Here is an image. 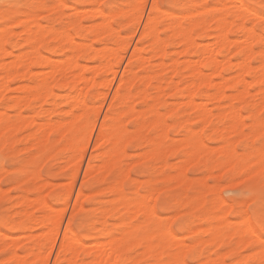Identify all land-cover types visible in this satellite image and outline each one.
Segmentation results:
<instances>
[{"label":"rangeland","instance_id":"obj_1","mask_svg":"<svg viewBox=\"0 0 264 264\" xmlns=\"http://www.w3.org/2000/svg\"><path fill=\"white\" fill-rule=\"evenodd\" d=\"M40 1H38V0H18V2H21V3L35 2V3H62V4L65 3V4H64V7L62 9H60L59 11H57L55 9H49L47 13H43V15L45 17L43 20H41L40 16H38V18H37V16H34V15L22 16V18L20 20L16 21V24L22 25L19 30H15V28H16L15 24L8 23L3 18H0V31L3 32V34H4V31H6L5 32L6 36L4 35L5 36L4 46H5V48L8 49V51H7L8 54L5 53L4 55H1L2 57H0V61H1L0 62V73L1 74L3 73V69H2L1 65L3 63L9 62V61H7V60H9V58H10V61L12 58H13L12 60H15L14 57L19 58L20 56L17 55V52L19 54L21 51L22 52L19 55H21L22 53L24 54V52H28V51L30 52L29 54H31V52H32L31 49L33 47H35L36 45H37V47H39L37 49V51L40 50L39 53H42L41 54L42 57L45 54L47 57L50 56V58L53 59L54 61L59 60V62H61V61L63 62L66 59V56L68 55L67 57L70 58V64H68V65L69 66L71 65V67H73V66H75V67H73V68L70 67L71 69L69 71L64 70V69H68L69 66H68V68H65V66H64L65 64L63 62V64L60 63V65H59V67L61 65L63 66V67H60V68H63L62 71H60V68H58V70L56 71V68L58 66L57 65L54 66V64L51 63L52 60L51 59H50L51 61L49 60V57L48 58L43 57V59H42L41 55H39V58L42 60L41 64H42V62L44 63V62L49 61L50 65L52 64L53 67H56L55 69H52L53 67L51 68L54 73L53 72L51 73L52 70H49L51 73V76H52V74H54L53 77L51 78V77H49L50 75L47 74L48 79H46V72L44 73V70L48 71L47 69L50 67V65L48 66V64H49L48 62H47L48 64L44 63V65H46V66L41 65V64H39V66H37L38 64L35 66L34 64H32L30 66L31 71L32 72L36 71L38 73V74H36V72H33V74L35 73L36 76L39 77L40 73L42 72L41 75H45V76L44 77L40 76V77H42V79H40V78L37 79V77L35 75L30 73L31 71L25 72L22 75L15 73L14 75H12V77L7 79V81H8L7 84L9 85V88L7 90H5L4 93H2V96H0V111L2 112L1 113L2 115H3V113L6 114V116L4 115L5 117H3V118H6V120L4 119L5 121L4 120L0 121V126H2L1 129L5 128V125H6L5 122L6 121H7V124L14 121V125H15V126L7 125V127L8 126L9 127L5 128L3 130V134L0 133V163H2V164H0V173H1L0 174V190H1L0 191V193H1L0 194V264H15L16 262H20V259L18 258L19 261L17 259V254H19V257L23 256L22 257L23 259H21L22 262L16 263V264H39L40 262L42 263L43 258L41 259L39 257L40 258L39 259V258H37L38 256L34 257V254L36 256L38 254V253L36 254V252H39V254L41 256L43 252L45 253L44 249H47V248L50 249L49 245L47 244L45 239H43L46 237V235H44L45 231L43 233V230H46L45 223H44V222H46V216H44V215H46L47 212H49V207H48L49 204L55 208L61 207V205H62V204H60L61 203V196L65 192L67 184L70 183V179H72V177L70 176L73 172L71 170V164L72 163H69V165H68V162H70V160H72V159L69 160V158L73 157V159H74V155H72V153L76 154V152H77L76 150L74 151V149L76 147L74 149L72 148V150H71L70 149L71 146H68V144H67L68 143L67 140L69 139L68 135H70V137H71V134L74 135L73 136L74 138L72 137L71 140L73 141V139H74L73 142L75 143V146L80 144L78 142L81 141L82 136L85 133L88 124L94 118V110H95L94 108L97 107L99 104H101L100 101L103 100V99H100L98 97V91L100 90V92L102 93V92H105L108 90V88H107L108 86L106 85V83L109 84L108 82H104L106 85V87H104L103 85H100L102 83L97 84L96 82H94V80L99 83L100 81L105 79V77H106L105 80H107V78H109V77H112L111 75L113 73L111 74V72H108V70L110 68L111 69L113 68L115 71L116 70H118V71L114 75L115 80L112 78L113 83H111V86H110L111 89L109 88V90H108L109 93H107L105 104L103 105V102H104V100H103L102 101L103 106L100 105L102 107V110H101V113L98 117L99 121H97V126L95 127V130H94L93 135H92L91 140H90L91 142H89L90 147H88L86 150L87 155L85 154L86 156H84V159L82 161L81 168H80V171H79L78 176H77L76 184L74 185V188H73L74 191L72 190V196L70 197V200H69L70 202H68L66 215H65L68 217L67 214L69 213V218H71L74 215V213H72L73 209H75V212L77 213V212L81 211L82 206H84L86 204H91V207L87 208L86 211L90 217L95 218L92 222L97 223V221H98V224H97V227H95V228L80 227V226H77L75 224L69 225V223H66L67 220L63 219V223L61 224V229L59 230V233L56 237L58 240H56L57 242L54 245V247L52 248L53 250H51L52 256H50L49 259L50 260L54 259V261L57 264H66V263H68L67 261H69L70 263L72 262L74 264H79L80 261L89 260L90 256L92 258V254H93L92 250L96 246V243H99V242L100 243L102 242L103 244H104V242H105V244L107 243L106 242L107 241L106 234L103 231V229H104L103 227L108 228L110 231H119L122 234L124 232H128L129 230L130 231L132 230L131 236L128 239H131L134 245L138 244V243L143 244V242H144L143 236L145 238V236L147 235L146 237L151 238L150 241H152V242L155 241V242L152 243L153 247L151 248L150 253L146 254L145 252H143L140 256V259H142V260L147 259L150 256H155V258H156V256H159V255L161 256V259H162V258L169 257L173 251V248H171L172 246L168 240L161 238V237L160 238L158 237L159 236L158 234H160V231L158 232L157 229H159L161 227L162 222H164L168 226L167 228H170V232H169L170 234L172 232L177 238L179 237V239H181L183 241V243L185 242V244H183V245L188 244L190 247L194 244L193 242H194L195 238H199L202 241H204L208 238L207 229L211 225L212 215L217 214V212H219V215L221 214L220 216L224 215L226 217V215H227L226 218L229 220L231 225L232 224L234 225L235 223L239 222V220L237 219L236 216L230 215L232 212V206L229 205L230 208H229V206H227L228 210H227V208H225V204L227 203V201L225 199L221 198V194H220V190H219V186H218L219 176L218 175L214 176V169L220 167V164L217 165L218 163H216L215 161H217L222 156H224L221 153V150L224 152L223 149H224V146H225L227 141H231L230 147L232 148L233 146L235 147L236 144H238L240 142V140L249 139V137H246L243 135L244 129L246 127L245 120H246L247 116H245V115L241 116L243 119L242 118L240 119V117H239L238 119L241 122L238 120V123L239 122L241 123L240 126L237 125L234 129H231L230 123H229V122H231V120H229L228 117H230V116H228V114L231 111L233 112L234 110H236L237 107H239L238 110L240 113L245 112L248 115H251L253 118L254 117L258 118L260 111L264 110V102H263L264 99L261 98L262 97V94H261L262 90L260 91V89H264V88H261V84L258 80V78L260 77L259 73L262 72V71H260V69L264 68V62H263L264 60L262 61V59H261L262 54H259V52L261 53L260 44H259V40H260L259 33L256 32V34H255V36L257 35L256 37L258 39L253 38V39H251L253 42L249 41L250 43L252 42L251 44L248 41L247 42L245 41L246 43H248L247 45H249V47L251 46V48H253V50L249 47H248L249 48V50H248L247 45H246V47L243 45V48H242L241 44H245V42L239 43L240 45L238 44V42H240V40L244 41V39H247L249 37V35H247L248 33L253 35V33H250L251 31H249V29L247 28V25H248V27H251V25L254 24L255 21H249L248 18H246V17L237 18L236 16H232V18H231V21H233L232 25L228 24V26L230 25V27L226 26L225 22L227 21L228 16H229V12H230L229 6L233 3H235L234 2L235 0H232V1L231 0H188L189 4H191V5H195V4L199 3L200 5L207 4V5L211 6L210 9H205V8L202 9L201 8L200 12H191V11H187L185 9H174V10H172L169 8V5L165 2V0H153V3L155 2V4H159L161 6L159 9V12L154 14V16L153 15L151 16L152 20L154 18V21L156 22V29H158V30H156L158 35H156L155 38H153L154 37L153 35L156 32H154V33L152 32L150 35H146V34L141 35V33L139 35L142 23L144 22V19L146 17L145 14H147V12H148L147 10H149V9H147V5H149L148 7H150V2L152 0L151 1L148 0V2L145 5L146 7L144 8L145 11L143 10L144 11L143 14L145 12L146 13L144 15L142 14L140 25H138L137 22L135 21V18H136L135 16L138 15V13L134 9V7L139 2H141L142 0H101V1H99V0H61V1L60 0H44V1L40 0ZM98 1H99V3H98ZM135 2H136V5L133 4ZM247 2L251 4V0H247ZM128 4L129 5L132 4L131 6H133V8H131ZM106 5H111V6L115 5V6L114 7H107ZM98 6H99V9H102V10L96 9V11L94 13L95 7L98 8ZM127 7H130L131 9L128 10ZM123 8H124V10H123ZM150 8H151L150 13H152V11H153L152 6ZM251 8L254 10V12H256L255 13V14H257L256 16H260V15L264 14V9H261L258 6V0H257L256 4L251 5ZM75 9H78V11ZM85 9L88 11L86 12ZM90 9H93V10H90ZM82 11H83V13H82ZM89 11L91 14L89 13ZM132 11H133V13H132ZM97 12L98 13L99 12L100 13L106 12L105 15L103 14L104 17L106 15L108 16L110 14L109 19H107V20L110 21L109 24H111V25L115 24L116 27L113 28L112 26L107 24L108 22H106L107 25H105L104 20H106V18L104 19V17H102V15H99ZM128 12H129V14H128ZM185 13H186V15H185ZM205 13H210V15H205ZM132 14L134 15L135 18L132 16ZM130 15L132 17L129 18ZM221 15L223 17L225 16L227 18L224 20V22L221 21V24H222V28L224 25H225V27L229 28V29L228 28L226 29L224 27V29H226V32H227V33H225V36L227 34L228 38L227 37L226 38H227V40L230 41L231 44H227V43H229V41L226 42L227 40L226 41L224 40L226 42L225 46L221 45V44H223L222 42H224V41L220 42L219 37L215 36L216 41L218 40L220 42V43H218V41L216 42L217 43V49H216V47H215L216 44L214 41L215 37H214L213 33L216 32V34L218 33L220 35L221 33L224 32V30L222 29L223 30L222 31L221 29L217 28L219 30L218 31L217 29H215V27H217V25H219L218 27H220L221 24H219L220 22H218L217 25L214 26V23H215L214 18L217 19L216 17H219V18H221L220 20H222ZM79 17H80V19H79ZM121 20L126 21V22L120 23ZM179 20H180V22H179ZM220 20H216V22L220 21ZM35 22H37V23H35ZM102 22L104 23L103 25L107 27V29L105 27H104L105 29L103 27H101ZM227 22H229V19ZM34 23L37 25H35ZM42 24L46 28V29L42 28V30H44V32H42V30H39L41 28ZM98 24H101L100 27L98 26ZM238 24L239 25L244 24V28L241 27L242 25L239 27ZM27 25L30 28L31 27L34 28V27L38 26L39 29L37 27H36V29L41 31L40 33H42L43 36L45 33H47L44 36V38L46 37V40H44L42 35H40L42 37V42L39 43L41 38H40V36H37L38 30L35 31V28L34 29L31 28V30L32 31L34 30L33 32H35V34H36V35H34L32 33V35H34L35 37L37 36L39 38V41H36L39 44H36L34 42L35 40H37V37L36 38L34 37L35 40L33 39V41L31 43H34L36 45L35 46L30 45L31 43L25 41V38H26L24 36L25 32H23L21 30L23 27L26 28ZM89 25H91L92 28ZM108 25L110 27H108ZM161 25H163V27H161ZM174 25H176V26H174ZM201 25H203V26H201ZM95 26L97 28L99 27L100 30L102 29L101 30L102 33L100 32V30L95 31V29H96V28H94ZM86 27H88V28H86ZM179 27L182 28L183 31ZM213 27H214V30H213ZM108 28H110V29L108 30ZM174 28H177V30L176 29L174 30ZM245 28H247L248 31ZM8 29L11 31L8 32ZM48 29H50L52 32H49ZM66 29L68 31L66 33L71 34V36L69 38L70 41L69 40L68 41H69V43L72 42L69 44L70 46L67 49H66V47L68 45V41H67V43H66V40H65V42L60 41L59 39L62 36L57 35V34H60V32L61 33L65 32ZM154 29H153V31H155ZM172 29L174 32L172 31ZM243 29H245L246 31H244ZM45 30H46V32H45ZM103 30H105V34L103 33L104 32ZM189 30H190V35H189V33L188 34L186 33L188 36H186L185 34L179 35L180 34L179 32L185 33V32H189ZM16 31H20V32H16ZM94 31H95V34H98V33H96L97 31L100 32V34H98V35H100V37L98 35L93 34ZM243 31H244V33H243ZM52 33L55 34V35L53 34L54 37H59V39H55L56 41L53 40L54 39V38H52L53 36L52 37L50 36V35H52ZM120 34H121V36H120ZM22 35H23V37H22ZM63 35H64V33H63ZM66 35L63 36V38H61V40L62 39L64 40V38H66ZM183 35H185L186 38L188 37L187 39H188V41H190L189 43L192 45V46H190V44L188 43L189 46L187 48H185L186 50L183 48L186 47L185 43L187 42V40L184 41V39L182 38ZM190 36L193 38L194 41L192 39L189 40ZM223 36H224V33H223ZM68 37H69V35H68ZM68 37H67V39H68ZM73 37H74L75 41L73 40ZM245 37H247V38H245ZM251 38H252V36H251ZM160 39H163V40L161 41ZM232 39L237 40V41L233 42ZM153 40H155V41H153ZM182 40H183V42H182ZM249 40H250V38H249ZM77 41H81L80 43L79 42L78 43H79V45L80 44L82 45L83 49L81 47H78V49L81 50V52L79 53V51H78V53H77V51L76 52L74 51L75 52V54H74V52L71 50H74L73 49L74 46L75 47L79 46ZM199 41L202 44H200ZM212 41H214V42H212ZM60 42H62V43H60ZM160 42H161V44H160ZM163 42L165 45L162 44ZM191 42H194V45ZM27 43H29V45ZM63 43L66 46H64ZM83 43L86 47L83 45ZM85 43H88V44H85ZM127 43H129L130 45L128 46L127 50H125L124 46ZM182 43H184L185 45H183ZM133 44L135 46L137 45V47L140 48V50H139L136 47L142 56L139 59L137 57H131L130 59H128L129 52L131 51V48L134 46ZM62 45L65 49L62 48ZM72 45H73V48L71 47ZM88 45L93 46V47L89 46L92 49H94L95 47H97V48L94 49L95 51H93V50L91 51L90 48L88 49ZM108 45H109V47H108ZM115 45H117V46H115ZM158 45L160 48L157 47ZM98 46H99V48H98ZM104 46H106V47L104 48ZM111 46L112 47L115 46L114 47L115 50L113 49L114 52H116L118 54L120 53L121 55L124 56L122 63H120L121 66L120 65L118 67L115 66L114 62H115V59L118 56V54L116 55V53L112 52V53H114V55L112 54L114 57L111 55V52H109L110 50L108 51V49H111ZM161 46H163V47H161ZM207 46H208V48L214 46L215 50H216V51L213 50L214 54H216L218 56L217 58L220 59V61H219L220 63L223 62L222 63L223 65L219 64V65H222L221 67H219V66L216 67L217 70H216V68H215V70H214V68L212 69V66H210L208 64V61L207 60L205 61L206 56L204 58H202L204 55L202 54L201 51H203L204 48ZM218 46H220V48ZM222 46L224 47V49L222 48ZM30 47H31V49H30ZM100 47H101V49H100ZM102 47H103V49H102ZM180 47H182V49ZM214 47H212V49ZM208 48H205V49H208ZM244 48H247L249 53L251 52V50H252V52H254L253 53L254 55L250 54L251 55V57L249 59V63H250L249 67H251L250 69L246 68V66L248 65V63H247L248 57H246V56L247 55L250 56V55H249V53L247 54L246 52H244L242 50ZM52 49H54L55 51ZM69 49H71V50H69ZM32 50H36V48H33ZM100 50H102V52H100V53H103V51L104 52L106 51L105 53H106V55L108 54V57H109V53H110V55L112 57L110 56V58H106V62L109 59L110 60L113 59L111 62L112 64L109 63L110 60H109V62H107L108 64L107 63H105V64H107V65L111 64L113 67H110V65H109L108 66L109 68H108L107 65H106V67H104L105 64L102 65V63L105 62V60H104L105 57H107V56L104 57L105 54L104 55L101 54L103 57H101L100 55L98 56L99 52H96V51H100ZM161 50H163V51L161 52ZM209 50H211V49L209 48ZM244 50L246 51V49H244ZM92 52H93V54L97 55V57L94 56V58H93ZM107 52H109V53H107ZM215 52H217V53H215ZM23 54L21 56H23ZM76 54H77V56H76ZM16 55H17V57H16ZM70 55H71V57H70ZM74 56L77 58V60L76 59H74V60H76L78 62L77 63L78 65L76 64V61H75L76 65L72 64V61H74L73 58H75ZM143 56H144V58H143ZM200 56H201V58H200ZM227 56H229V58ZM242 56L243 57L245 56L244 59ZM64 57H65V59H64ZM184 57H186V58L188 57V58L186 59ZM198 57L200 58V60ZM224 57H227V61L228 60H230V61L225 62L226 58H224ZM44 58H45V60H44ZM142 58L144 59V61L142 60ZM161 58L163 60H161ZM195 58H197V60H199L198 63H197V61H196V63H194ZM222 58H223V60H222ZM246 58H247V61H246ZM192 59H194V61ZM201 59H203V60H201ZM129 60H130V62H129ZM241 60H244V62H241ZM101 61H103V62L101 63ZM139 61H141V63ZM202 61L204 63H202ZM235 61H237L238 63L241 62V64L240 63L238 64ZM161 62L164 64V66ZM80 63H82L83 65L85 64L84 65L85 68L83 65L81 67L82 68L81 71L84 74L82 72H80L83 75V77H85L84 75H87L86 78H89L88 76L91 75L94 78L90 77L93 80L88 79V81L85 78L87 85H83V87L80 88L82 86L81 84H83L82 82H84V80L79 78L82 76H78L79 80L76 77V79L79 81V83L81 85L80 87H79V85H77L78 86V88H77V87H74V83L77 81H75L73 83V80H71V79H74V77H72L73 74L79 72L77 67L80 68V66H79ZM100 63L102 65V67H100L101 66ZM192 63H194V64H192ZM243 63H244V65H243ZM235 64L237 66H235ZM245 64H247V65L245 66ZM262 64H263V66H262ZM94 65H96L98 67V69ZM193 66L195 67L194 69H193ZM174 67H175V69H174ZM196 67L199 70L196 69ZM244 67H245L246 72H245V70H243ZM75 70H78V71L75 72ZM196 70H197V72H196ZM200 70H202V72ZM241 70H243V72H245V74L240 73ZM70 71H73L75 73L70 72ZM198 71H200L199 72L200 74L197 75ZM258 71H260V72H258ZM118 72L121 74L123 73V79H124L123 82L117 81L119 79V77L121 76ZM71 73H73V74H71ZM80 73H77V74L81 75ZM236 73L238 74V76L241 74V75H244V77H245L244 78L240 75V77H242V78L239 77L241 84L238 83L239 78H238V76H236L237 75ZM263 73H264V71H263ZM234 74H236V75H234ZM32 76H35L34 79ZM107 76H109V77H107ZM149 76H150V78H149ZM202 76L207 78V79L209 77V80H210L209 82H212L215 80V81H220V83H221V81H222V83H221L222 87L220 86L219 93L213 95L215 91L213 88H210L211 84L208 87L206 86V83H208V80L205 79L207 82L204 84H203V81L201 82L199 80V78L200 77L202 78ZM125 77L129 78V80L126 79ZM43 78H45L48 81V85L53 83V84H51L49 89H48V85H47V88H44V90H42L44 92L48 90V93H49V90H50V93L52 92L51 94H48V95L46 94L47 93L46 92L45 94L47 96L40 89H39L40 90L39 92L37 90L38 88H41V85L38 84L37 82H39V80H40V82L42 83L41 80H43ZM235 78H236V80H235ZM237 78H238V80H237ZM251 78H253V79H251ZM97 79H99L100 81H98ZM109 79L111 81V78H109ZM109 79L107 81H109ZM224 79H225L226 85L224 84ZM35 80H37V81H35ZM89 80L92 81L93 84L96 83L99 86L93 85L91 82L90 83L92 85L89 84L88 83ZM197 80H199V81H197ZM242 80H244L246 83L244 81L242 83L241 82ZM246 80L247 81L249 80V83ZM251 80H253V81H251ZM191 81H192V83H194V82L195 83L192 84ZM215 81H214V83L215 84L217 83L219 85V82H215ZM234 81H237V82H234ZM257 81L259 83H257ZM27 83H29L30 85H28ZM34 83L37 85V88L34 86L35 85ZM79 83H77V84H79ZM144 83H145V85H144ZM197 83L199 86L197 85ZM232 83H234V84H232ZM247 83H248V85H247ZM25 84L28 86H31V84L32 85L34 84L32 88H34V89L36 88L37 91H35L34 89H31V92H32V90H34L33 92H35V93H33V95L35 96V94L37 92H38V94L39 93L41 94V92H42L43 95H45L44 96L45 99L43 98V96L41 97L37 94H36L35 98H34V96H32V97L30 96V98L26 97V96H28L29 93H26L27 95L24 94L25 92H28L26 90L25 91L23 90L24 86L26 87L24 89H27V87H28ZM64 84H65V86H64ZM195 84L197 85V87L195 86ZM245 84H246V87H245ZM173 85H174V87H173ZM235 86H238V87H235ZM18 87H22V89L21 88L19 89ZM115 87L119 89V93L117 95H115L110 100V98H109L110 96H108V94L111 95V93L114 92L115 89H113V88H115ZM241 87H242V89L244 88V90H241ZM28 89H29V87H28ZM51 89H52V91H51ZM75 89H77V92L74 94ZM79 89L80 90L82 89L83 90L82 93H84L83 95L81 94V96H79L80 95V92H78ZM188 89L192 91V97L190 96L191 91L188 93V91H189ZM245 89H246V91H245ZM237 90H239V91L241 90L240 92H242L239 99H236L237 97L236 98L234 97V94L237 96V94L239 93ZM0 92H1V90H0ZM263 92H264V90H263ZM66 93H68V94H66ZM71 93H73L72 98L73 97L75 98V96L78 95L79 99L81 100V98H82L84 101L81 100V102H78L79 105L75 104V106H73L74 105V103H73V105L71 106L70 104L72 103V100H73L70 97ZM186 93H187V95H186ZM13 94H15L14 96L18 95L17 97H19V96L23 97L22 94L26 95L24 97L28 98L30 101L28 100V102L26 103L25 98H24L25 101L22 98H21V101L23 100V102H25V104H28V105H24V103L23 104H17L14 106L6 105V101H7L6 99L13 97L12 96ZM56 94L58 95L57 97L55 96ZM61 94H63V95H61ZM210 94H212V95H210ZM218 94H219V97H218ZM29 95H31V94H29ZM67 95L72 100L68 99ZM64 96H67L66 99H68V100H63V99H65ZM78 96H76V97H78ZM187 96H189V97H187ZM215 96L218 98H216ZM229 96L233 97L234 99L229 97ZM38 97H40V99ZM263 97H264V95H263ZM37 98H38V100L36 101ZM41 98H42V100H41ZM53 98H55L57 101H59V102H57V105L55 104L56 106L53 103V100L55 101V99H53ZM125 98H127L126 101H124ZM186 98H189V99H186ZM48 99L49 100L53 99V100H51L53 105H52V103H50L51 101L47 102ZM76 99H78V98H76ZM76 99H74L75 103H77ZM191 99H193V101H194L193 104H195V106L192 105ZM230 99H232L233 101ZM40 100L42 101V103ZM97 100H99V101H97ZM108 100H109V103H108ZM186 100H188V101L190 100L191 102L189 103ZM205 100L207 101V104H206L207 109L205 110V108H204V110H203L204 104L206 103ZM261 100H262V102H260ZM21 101L18 100V102H21ZM202 101L205 103H203ZM68 102H70V104ZM83 102L86 103L88 106L86 105V107H87L86 108L84 105V107L86 109L83 106H81L83 108V110H82V108H79V107H80V105H83ZM196 103L199 105L196 106ZM201 103H203V106ZM30 104H31V106H29ZM260 104H263V106H261ZM92 105H94V106H92ZM260 106H261V108H260ZM194 107H196V108H194ZM230 107H232V108H230ZM41 108H43V110L48 109L49 111L47 110V112L46 111L44 112ZM65 108H67V111H65L66 110ZM131 108H133V111ZM17 109H20L19 110L20 112L18 111V113H17ZM87 109L88 110L90 109L89 110L90 112ZM3 110H5V111H3ZM61 110H63V111L61 112ZM155 110H157L156 114H155ZM209 110H210V113L208 112ZM103 111H104V113L107 114V116L105 118V122L107 125L111 121V116H115L117 114L120 118V120H117V123L119 121L121 123L120 124L118 123L119 124L118 127H117V124H115L116 126H114V128H112V130H111L112 134H110L111 133L110 132L109 133L110 136L105 139V141H107V142L100 144V145H96V144H93V138L95 137L94 135L96 133V129L98 127V124L100 123L101 117L103 115ZM143 111H144V113H143ZM198 111H199V113H198ZM39 112L41 114H38ZM42 112H44V114H42ZM81 112L84 113L82 116H80L82 114ZM206 112L208 114H206ZM109 113H110V115H109ZM129 113L131 114V116ZM157 113H160L158 115V117H156ZM165 113H167V114H165ZM73 114H76V117L78 116L76 118L75 123L77 124V122H79L80 124H82V126L80 125L81 127L78 126V124L76 126V124L73 122V120H74ZM200 115H201V117H200ZM31 116L34 117V120L36 122H32L33 118L31 119ZM22 117H24V118H22ZM202 117L205 118L204 121L202 120L203 119ZM29 118L31 119V121H30V123L32 122L31 124L28 123V125L26 124L27 126H25V124L23 123L24 126H22V127L19 126V125H21V123H19V121H18L19 119H21L22 121H24L23 119H25V120L28 119L27 122H29ZM163 118L165 119L166 122H162L161 119H163ZM154 119H158V120L155 122ZM47 120H49L48 122L51 121L50 124H52V126H48V128L49 129L52 128V129H50L48 132L46 131V133H44L47 136L43 135L44 137H47V141L44 145H42V147L44 148V149L42 148L43 149V151H42V150H40L41 148L40 149L38 148L39 146H41V143H40V145L37 146L36 142H35L37 140V143H38L40 140L39 141H38V139L35 140L34 136L35 135L41 136V134H43L44 130H42L41 124L43 126L45 125V127H46V121ZM125 120H127V121L125 122ZM151 120H154V121H151ZM57 121L59 123L66 121L65 122L66 124L62 123L60 125L59 123H57V127H56V125H54V128H53V123L56 124L55 122H57ZM71 121H72V123H74L73 126H71ZM16 123H18L17 124V127L19 126L18 128H16ZM69 123H70V125H69ZM130 123L132 125H134V128L129 129L128 126ZM259 123H260V121L258 120L256 125H259ZM160 124H161V126H163V124H164V126H165V124L168 125V126H166L167 129L165 128L167 130L166 132L163 131L164 128L163 129L160 128L161 127ZM38 125H40L39 126L40 128H38ZM186 125H188V126L190 125V128L187 127V129H186L185 128ZM67 126H69L70 128ZM13 127H15V128H13ZM64 127H66L67 129L69 128V129L66 130V133L63 134L61 132L65 131ZM115 127H117V128L115 129ZM102 128H104V126ZM193 128L195 129V131L193 130ZM117 129H118V131H117ZM188 129H190V130H188ZM46 130H47V127H46ZM160 130H162V131H160ZM187 130L189 132H191V130H192V132L193 131L197 132V134L195 133V135H193L195 138H197L196 135H198V133L201 134V137L203 138V139L201 138L202 143L205 144V146L202 145L203 149H202L200 155L198 156V158H196V159L194 158V159L190 160L189 159L190 156H187L186 150L188 151L189 143L191 142V140L189 139V142H187L188 144L185 141L188 140V138H189V137L187 138V136H190L192 133V132L189 133ZM220 130H222V131H220ZM121 131H123V132L121 133ZM1 132H2V130H1ZM30 132H32V135H31L32 138L30 136H28L30 134ZM80 132L82 133V135L79 134ZM162 132H165L167 135L166 134L164 135V133H163V135L161 136ZM33 133L35 135H33ZM188 133L190 135H188ZM78 134H79V136L77 138H75V135H78ZM118 135L121 138L119 137V139H118ZM38 136H37V138H38ZM43 136H41L40 138L42 139ZM114 136H116L118 139L116 142L118 145L115 144L114 146L113 145L111 146V144L109 143V140L111 141ZM183 136H185V137L183 138ZM233 137H238L239 139H232ZM26 138H27V141L24 143L23 141ZM115 138H113V139H115ZM252 138L254 139V137H252ZM43 140L45 141V138ZM3 141H5L6 143H4ZM68 141H70V140H68ZM123 141H125L124 142L125 144L123 143L124 146H123V144H120ZM158 141H159V145H158ZM156 143H157V145H156ZM153 144L156 145L157 148H154ZM183 144H185V145H183ZM71 145H72V143H71ZM105 145H109L107 147V149L105 150L106 154L110 153L109 154L110 158H108V160L109 159L111 160L112 156L113 157L118 156L116 158L112 157V160H114V159L115 160L113 162L111 160L110 164H107L108 162L105 163L107 160V159L105 160V158H107L108 156L104 157L105 154H104V156L101 155L102 154L101 152L104 151V150L102 151L101 149L104 148ZM129 145L133 146L131 150H128ZM219 145H223V146L220 147ZM231 145H233V146H231ZM9 146H12V147L10 148ZM115 146H116V148L114 149V151L115 152L117 151L116 156L113 155L114 152L112 153V150ZM7 147H9V149ZM119 147H120V149H119ZM215 147H217V148H215ZM109 148L112 149L111 152H109L110 151ZM152 148L155 150L159 148V150L156 152H154L155 150H153L154 153H152L151 152ZM116 149H118L119 151ZM66 152H70L72 156L68 155L67 158L65 159L64 155ZM118 152H119V154H118ZM144 153H146V154L143 155ZM48 154H50V155H48ZM224 154L226 155V153H224ZM44 155H47V156H44ZM91 155L93 158L91 157ZM87 156L89 159H90V157L92 158L89 160L90 172L85 174L84 178H83L82 176H83V173L85 170L84 168L86 167V165L84 166V164H86L88 161ZM186 156L188 158H186ZM5 158H7L9 161H18V160L22 161L20 166H23V167L22 168H14L11 163L5 165L3 163V160ZM44 159H46V160L44 161ZM67 160H69V161L67 162ZM128 160H131L132 163H130V164L124 163L125 161H128ZM189 160H190V162H189ZM194 160H196V161H194ZM209 161L212 162L211 166H208L207 162H209ZM102 163H103L104 167L101 166ZM38 164H41V165L39 166ZM105 164H106V166H105ZM188 164H189V166H188ZM2 167H4V169ZM99 167H101L100 170H99ZM178 168H180L181 174L178 173V172H180ZM184 168H185V171H183ZM52 169H55V170L53 171ZM41 170H43V171H41ZM4 171H5V174H4ZM205 172H207V175L204 174ZM210 177H213L217 181V183L209 184L208 180ZM79 178L83 180L82 183L84 184V187L82 188V194H80V195H82L84 197L81 196L82 197V198H80L81 202L79 201L80 205L79 206L76 205L78 207L73 206L74 208L71 211L72 207L70 208V206L72 205L73 199L75 198V195L77 193L76 189L78 190V188H79L78 186H80V183H81ZM86 178L88 181L86 180ZM177 178H183V180L180 181ZM116 181H119V182L121 181L120 183H122V189H123L122 194L125 197H127L126 200H129L131 198L129 201L134 199V196L136 193L143 191L142 185L151 186L152 191L149 193L148 196H150V194H151V196L153 195L151 197L152 199H150V197H149V199L151 200V201L149 200V203L150 204L153 203L152 206H153L155 214H153L151 219H149V217L147 218L148 221L150 220L149 222L147 220H145L144 215L141 213H138V215H136L135 211H132V212L130 211L129 213H125L122 210L123 209L122 206L119 209L122 212H124L122 214L124 217V220H125L123 225H120L119 219L113 217L112 214H110L112 212H110L108 215L105 216L104 209H106V207L107 208L109 207V205L113 202V199H115L116 195H117V193L112 188ZM78 182H80V183H78ZM40 183H42V185ZM43 183H44V185H43ZM103 184H107L108 186L107 187H101V185H103ZM137 184H139V185H137ZM47 189H48V191H47ZM92 189H96V191H92ZM156 190H159V191H156ZM87 193H88V195H84ZM25 194L28 196V199L26 198L27 196H25ZM216 195L219 197L220 200H222V202L220 200H219L220 201L219 202L216 199V197H217ZM38 197L40 198V200L42 198H44L47 203L43 199L42 201L45 204L43 203L40 206L37 205L38 206L37 207L35 205V203H38V202H35V201L36 200L39 201ZM24 200L28 203H30V201H31V205L29 204V206H28L27 205L28 203H26V205H27L26 206L24 204L25 203ZM42 201H41V203H42ZM17 202H19V203H17ZM181 204H182V206H180ZM34 205H35V207H34ZM44 205H46V206H44ZM130 208H133V207L131 206ZM225 210H227V211H225ZM29 212H30V214H29ZM23 213H25L26 215ZM43 213H45V214L43 215ZM225 213H226V215H225ZM141 215H143V216H141ZM43 216H44V218L42 220ZM37 217H40V218H37ZM138 219H139V223H136V221ZM144 220L147 221L148 223L145 222ZM168 220H171V221L168 222ZM176 220H182L183 225L182 226H174L173 221H176ZM143 222H145V223H143ZM41 223H43V224H41ZM138 224H140V225H138ZM65 225H67V227L70 230L75 232L77 238L79 236V238L82 239L81 240V242L83 243L82 247H80L81 246L80 243H75V241H74V243L77 244V246L76 245L75 246L78 249L77 248L74 249L75 246L73 244V250L76 251V249H77L78 250V251H76L77 254L74 253L75 251L72 252V250H70V252H69V250L67 252H65L62 247L58 246V243H59V240L62 236V231L64 230ZM130 226L132 227V229ZM62 227H63V229H62ZM128 227H129V230H128ZM135 227H136V229H135ZM200 227H201V229H200ZM194 230L196 233L194 232ZM137 231L143 232V235L140 236L139 238H136L134 235ZM153 232L155 234L154 237H153V235L148 236V234H151V233L153 234ZM155 232H157L158 234ZM229 232H230V230L229 231L226 229L223 230V233H224L223 234V240H222V242H219V244L216 242H214V243L202 242V243L196 245L195 247H199V248L201 247V245H203L200 248V249H202V256L198 257V258H200L204 262L208 263L211 260L215 259L216 257L221 256V254H223V252H225V255L224 254L222 255L223 260H225L226 258L231 260L233 254L237 250H243L245 242H241V241H239V239H237V238H239L238 234L233 233L230 237L231 233H229ZM145 233H146V235H145ZM122 234H120V236ZM156 234H157V236H156ZM227 234H229V235H227ZM76 236H75V238H76ZM125 236H126V234L124 233V235H122L121 237L123 239H125ZM233 237H236L235 244L231 243L233 240ZM158 238L160 239V242L158 241ZM134 240H136L137 242L135 241V243H134ZM93 244L95 246H93ZM217 244H218V246H217ZM230 245H231V247H229ZM91 248H93V249H91ZM183 248H185V246ZM188 248L189 247H187V249ZM187 249L185 250L186 252L184 251L185 253H187L190 250V249H188V250ZM225 249H227V250H225ZM48 251H46V252L48 253ZM13 253H15V254H13ZM72 253L76 254V256H74L75 258H73L74 254H72ZM183 253L181 254L182 258L185 254V253L184 254ZM11 254L14 255V257ZM12 257H13V259H11ZM71 257L74 260H72V261L67 260V259H71ZM14 258H15V260H14ZM34 258H36V259H34ZM242 258H240V259L242 260ZM244 258H246V257H244ZM38 259L40 261H38Z\"/></svg>","mask_w":264,"mask_h":264},{"label":"bare ground","instance_id":"obj_2","mask_svg":"<svg viewBox=\"0 0 264 264\" xmlns=\"http://www.w3.org/2000/svg\"><path fill=\"white\" fill-rule=\"evenodd\" d=\"M38 1H40V0H38ZM42 1H44V0H42ZM60 1H61V0H60ZM99 1H101V0H99ZM99 1H98V3H99ZM150 1H151V0H150ZM150 1H149V2H150ZM231 1H232V0H231ZM40 2H41V1H40ZM147 2H148V0H142V1L139 2L137 5H136V2L133 3V4L136 5V6L134 7V9H135L136 12L138 13V15L135 16L136 18L134 17L133 14H132V16L135 18V21L137 22L138 25L141 24L142 14H143V12L145 11L144 8L146 7L145 5H146ZM207 2H208V1H207ZM234 2H236V0H235ZM154 3H155V2H154ZM64 4H65V3H64ZM152 4H153V0L150 2V7L152 6ZM223 4H224V3H223ZM128 5H129V4H128ZM131 5H132V4H131ZM131 5H129V6H130L131 8H133V6H131ZM114 6H115V5H114ZM148 6H149V5H147V9H149V10H147V11H148L147 14H145L146 12L144 13V14L146 15V17H145V19H144V22L142 23V26H141V29H140L139 35H140V33H141V35H142V34L150 35L152 32H153V33L156 32V33L153 35L154 37L151 35L153 38H155V36L158 35V34H157V31H156V30H158V29H156V22L154 21V18H153V20H152V18H151L152 15L150 16V9H151V8L148 7ZM96 7H97V6H96ZM96 7H95V9H94V13H95L96 9H99V6H98V8H96ZM130 7H127L128 10L131 9ZM219 7H220V6H219ZM222 7H223V6H222ZM86 8H87V7H86ZM88 8H89V7H88ZM202 9H203V8H202ZM75 10L78 11V9H75ZM75 10H74V11H75ZM80 10H81V9H80ZM90 10H93V9H90ZM99 10H102V9H99ZM123 10H124V8H123ZM143 10H144V11H143ZM85 11L87 12L88 10L85 9ZM121 11H122V10H121ZM126 11H127V10H126ZM133 11H134V10H133ZM133 11H132V13H133ZM92 12H93V11H92ZM134 12H135V11H134ZM136 12H135V13H136ZM79 13H80V12H79ZM82 13H83V11H82ZM89 13H90V11H89ZM97 13H98V12H97ZM101 13H102V14H101ZM101 13L99 12L98 14H99V15H102V17H104V15L106 14V12H105V13L101 12ZM115 13H116V12H115ZM130 13H131V12H130ZM135 13H134V14H135ZM255 13H256V12H255ZM77 14H78V13H77ZM85 14H86V13H85ZM90 14H91V13H90ZM103 14H104V15H103ZM108 14H109V13H108ZM116 14H117V13H116ZM128 14H129V12H128ZM144 14H143V15H144ZM173 14H174V13H173ZM109 15H110V14H109ZM109 15H108V16L106 15V16L104 17V19L106 18V20H104L105 25H107V24L110 23V21L107 20V19H109ZM125 15H126V14H125ZM169 15H170V14H169ZM177 15H178V14H177ZM185 15H186V13H185ZM218 15H219V14H218ZM218 15H217V16H218ZM255 15H257V14H255ZM132 16L130 15L129 18L132 17ZM153 16H154V15H153ZM166 16H167V15H166ZM80 17H81V16H80ZM80 17H79V19H80ZM221 17H222V20H220L221 18H219V17H216L217 19L214 18V21H215V23H216V24L214 23V26H216L218 22H220L219 24H221V21L224 22V20L227 19L225 16H224L225 18H224L222 15H221ZM37 18H38V16H37ZM218 18H219V19H218ZM233 18H234V17H233ZM132 19H133V18H132ZM133 20H134V19H133ZM177 20H178V19H177ZM210 20H211V19H210ZM216 20H220V21H217V22H216ZM242 20H243V19H242ZM101 21H102V20H101ZM227 21H228V19H227ZM227 21L225 22L226 26H228V24H231V25H232V22H233V21H231V19H229V22H227ZM33 22H34V21H33ZM99 22H100V21H99ZM106 22H108V23L106 24ZM125 22H126V21H125ZM179 22H180V20H179ZM230 22H231V23H230ZM234 22H235V21H234ZM240 22H241V21H240ZM35 23H37V22H35ZM35 23H34V24H35ZM104 23L102 22V23H101L102 25H101V24H98V26L100 27V25H101V27H103V28L105 27V28L107 29V27L103 25ZM241 23H242V22H241ZM39 24H40V23H39ZM176 24H177V23H176ZM223 24H224V23H223ZM35 25H37V24H35ZM35 25H34V26H35ZM91 25H92V24H91ZM91 25H89V26L91 27ZM96 25H97V24H96ZM109 25L112 26L111 24H109ZM109 25H108V27H110ZM238 25H239V24H238ZM241 25H242V26H241ZM241 25H239V27L241 26V27L244 28V24H241ZM40 26H41V25H40ZM40 26H39V27H40ZM174 26H176V25H174ZM201 26H203V25H201ZM218 26H219V25H217V27H215V29H217V28H219V29H221V30L223 29V30H224V32H223V33H224V36H223V33H221V32H220V33H221L220 35H219L218 33H217V34H218V35H217L216 32H215V33H213V34H214V37H215V36L219 37V39H220L219 41H220V42H222V41H224V40L226 41L228 37H227V34H226V36H225V33H227V32H226V29H227L228 27H230V25H229L228 27H225V25H224L223 28H222V24L220 25L221 28L218 27ZM36 27L38 28V26H36ZM36 27H34V28H35V31H37V30L39 29V28L36 29ZM90 27H89V28H90ZM99 27L97 28V27L95 26V27H94V28H96L95 31H96V30H100ZM224 27H225L226 29H224ZM24 28H25V27H23L21 30H22L23 32H25V35H24V36L26 37V38H25V41H27V42H29V43H31V42L33 41V39L35 40V38H36L37 36L42 35V33H40L41 31H39V30H42V28L46 29V28L43 26V24H42L41 28L38 30L39 32L37 31L38 35L35 37L34 35H36V34H35V32H33L34 30H33V31L31 30L32 27L30 28V27L27 25L26 28H25V29H24ZM34 28H32V29H34ZM86 28H88V27H86ZM91 28H92V27H91ZM105 28H104V29H105ZM154 28H155V29H154ZM177 28H178V27H177ZM177 28H174V30H175V29L177 30ZM179 28H180V27H179ZM247 28L249 29L250 27H248V25H247ZM247 28H245V29H247ZM23 29H24V30H23ZM109 29H110V28H108V30H109ZM153 29H154L155 31H153ZM159 29H160V28H159ZM180 29H182V28H180ZM228 29H229V28H228ZM245 29H243V30L246 31ZM248 29H247V31H248ZM48 30H49V32H52L50 29H48ZM85 30H86V29H85ZM101 30H102V29H101ZM101 30H100V32L102 33ZM117 30H118V29H117ZM213 30H214V27H213ZM217 30H218V29H217ZM223 30H222V31H223ZM9 31H11V30L8 29V32H9ZM22 31H21V32H22ZM95 31H94L93 34H95ZM103 31H104L103 33L105 34V30H103ZM106 31H107V30H106ZM172 31H173V29H172ZM182 31H183V29H182ZM218 31H219V30H218ZM227 31H228V30H227ZM244 31H243V33H244ZM0 32H1V31H0ZM5 32H6V31H4V34H3V32L0 33V57H2L1 55H4L5 53L8 54V52H7L8 49L5 48V46H4V39H5V36H6ZM8 32H7V33H8ZM16 32H20V31H16ZM42 32H44V30H42ZM45 32H46V30H45ZM66 32H68L67 29H66L65 32H62V33L60 32V34H57V35H59V36H62L61 38H63V36H65V35L67 34V35H66V38H64V40H63V39L61 40V38L59 39V37H54V36H53L54 33H52V35H50V36H51V37L53 36V37H52V38H54L53 40H55V39H59V40L62 41V42H63V41L65 42V40H66V43H67L68 40L70 41L69 38H70L71 34L66 33ZM100 32L97 31L96 33L100 34ZM173 32H174V31H173ZM175 32H176V31H175ZM32 33H33L34 35H32ZM56 33H57V32H56ZM58 33H59V32H58ZM63 33H64V35H63ZM179 33H180L179 35L185 34L186 36H188L187 34L189 33V35H190V30H189V32H185V33H181V32H179ZM186 33H187V34H186ZM245 33H246V32H245ZM250 33H252V32H250ZM46 34H47V33H45L44 36H45ZM61 34H62V35H61ZM98 34H95V35H98ZM118 34H119V33H118ZM128 34H129V33H128ZM211 34H212V33H211ZM4 35H5V36H4ZM54 35H55V34H54ZM68 35H69V37H68ZM185 35H183L185 38H184L183 36H182V38L184 39V41L187 40V42L185 43L186 45H185L184 43H182L183 45L186 46V47H184V46L182 45V46L184 47L183 49L187 48V47L189 46L188 43L190 42V41H188V39H187L188 37L186 38ZM209 35H210V34H209ZM245 35H246V34H245ZM247 35H249V37H248V38L245 37V38H247L248 40H247V39H244V41H241V40H240V42H238V44L241 43V42L244 43L245 41H246V42H247V41H248V42H249V41H252L251 39H253V38L258 39V38L256 37L257 35L254 36V37H253L252 34H249V33H248ZM44 36L42 35L43 38H44ZM98 36L100 37V35H98ZM120 36H121V34H120ZM194 36H195V35H194ZM251 36H252V38H251ZM22 37H23V35H22ZM34 37H35V38H34ZM42 37L40 36L41 39H40V42H39V43L42 42ZM51 37H50V38H51ZM67 37H68V39H67ZM95 37H96V36H95ZM226 37H227V38H226ZM153 38H152V39H153ZM249 38H250V40H249ZM152 39H151V40H152ZM191 39L193 40V38L190 36V37H189V40H191ZM229 39H230V38H229ZM241 39H242V38H241ZM255 39H254V40H255ZM44 40H46V37L44 38ZM59 40H58V41H59ZM73 40H74V37H73ZM121 40H122V39H121ZM160 40L162 41L163 39H160ZM232 40H233V39H232ZM36 41H39V38H38V37H37V40H35L34 42H35L36 44H39V43H37ZM55 41H56V40H55ZM69 41H68V45H67L66 49L70 46L69 44L72 43V42L69 43ZM74 41H75V40H74ZM74 41H73V42H74ZM90 41H91V40H90ZM119 41H120V40H119ZM153 41H155V40H153ZM157 41H158V40H157ZM180 41H181V40H180ZM193 41H194V40H193ZM214 41H215V44H216V46H215V45H214V46H215L216 49H217V43H216V42H217L218 40L216 41V37H215V40H214ZM214 41H212V42H214ZM219 41H218V43H220ZM225 41L222 42L223 44H221V45H224V46H225L226 42H228L229 40H227L226 42H225ZM234 41H237V40H233V42H234ZM62 42H60V43H62ZM78 42L80 43L81 41H77V43H78ZM130 42H131V41H130ZM164 42H165V41H164ZM164 42H163L162 44H164ZM182 42H183V40H182ZM233 42H232V43H233ZM246 42H245V44H241V45H242V48H243V45L246 47V45L248 44V43H246ZM252 42H253V41H252ZM252 42H251V43H252ZM29 43H27V44L29 45ZM79 43H78V45H79ZM88 43H89V42H88ZM88 43H85V44H88ZM191 43L194 45V42H191ZM199 43H200V41H199ZM249 43H250V42H249ZM251 43H250V44H251ZM17 44H18V43H17ZM36 44L31 43L30 45L35 46ZM90 44H91V43H90ZM131 44H132V43H131ZM160 44H161V42H160ZM189 44H190V43H189ZM200 44H202V43H200ZM227 44H231L230 41H229V43H227ZM63 45H64V43H63ZM63 45H62V48L65 49V48L63 47ZM74 45H75V44H74ZM83 45H84V43H83ZM129 45H130V44L127 43V44L124 46L125 50H127V48H128ZM133 45H134V44H133ZM164 45H165V44H164ZM218 45H219V44H218ZM221 45H220V46H221ZM236 45H237V44H236ZM239 45H240V44H239ZM38 46H39V45H38ZM64 46H66V45H64ZM84 46H85V45H84ZM89 46H90V45H88V49H89L90 47H93V46H90V47H89ZM102 46H103V45H102ZM115 46H117V45H115ZM115 46H114V47H115ZM190 46H192V45L190 44ZM195 46H196V45H195ZM214 46H212V47H214ZM220 46H218V47L220 48ZM228 46H229V45H228ZM228 46H227V47H228ZM71 47L73 48V45H72ZM71 47H70V48H71ZM78 47H81V48H82V45L80 44L79 46H76V47L74 46V48H73L74 50H71L72 48L69 49V50H71V51H73V52H74V51H75V52L77 51V53H78V51H79V53H80L81 50H79ZM85 47H86V46H85ZM105 47H106V46H104V48H105ZM108 47H109V45H108ZM114 47L111 46V49H108V51L110 50L109 52H111V55H112V54L114 55V53H116V52L113 51ZM136 47H137V45H136V46L134 45V46L131 48V51L129 52V56L127 55V56H128V59H130L131 57H137L138 59H139L140 57H142L141 54L139 53L140 48L137 47V48L139 49V50H138ZM157 47H159V45H158ZM161 47H163V46H161ZM212 47H209V48L211 49V50H209V48H208V46H207V47H205V48H208V49H205V48H204V50L202 49L203 51H201V52H202V54L204 55L202 58H204V57L206 56L207 59L205 58V61L207 60V61H208V64H209L210 66H212V69L214 68V70H215V68H216L217 66L221 67V66L223 65V64H222L223 62H222V63L219 62L220 59L217 58L218 56H217L216 54H214V52H213V50L216 51V50H215V47H214L213 49H212ZM240 47H241V46H240ZM248 47H249V45H247V48H248ZM33 48H36V50H32ZM33 48L31 49V47H30V49H31V51H32L31 54H29L30 52L28 51V52H24V54L22 53L23 56H21L22 54H21V55H19V54H20L22 51H21L19 54H18V52H17V55L20 56L19 58H15V57H14L15 60H12V59H13V58H12L11 61H10V58H9V60H7V61H9V62L6 61L7 63H3V64L1 65V66H2V69H3V73H2V74L0 73V74H1V75H0V78H1V79H0V90H1V92H0L1 95H0V96H2V93H4L5 90H7V89L9 88V85L7 84V82H8L7 79H9L10 77H12V75H14L15 73H16V74H21V75H22V74H24L25 72H30V71H31L30 66H31L32 64H34L35 66H36L37 64H38L37 66H39V64H41V61H42V60L39 58V55H41L42 53H39L40 50L37 51V49L39 48V47H37V45H36L35 47H33ZM75 48H76L77 50H76ZM81 48H80V49H81ZM95 48H97V47H95ZM95 48H94V49H95ZM98 48H99V46H98ZM159 48H160V47H159ZM180 48L182 49V47H180ZM190 48H191V47H190ZM222 48L224 49L223 46H222ZM247 48H244V49H246V51H245L244 49H242V50L248 54V53H249L248 50H249V48H251V46L248 48V50H247ZM60 49H61V48H60ZM82 49H83V48H82ZM90 49H91V51H92V50L95 51V50L92 49V48H90ZM100 49H101V47H100ZM102 49H103V47H102ZM106 49H107V48H106ZM152 49H153V48H152ZM237 49H238V48H237ZM251 49L253 50V48H251ZM258 49H259V48H258ZM52 50H54V49H52ZM111 50H112V51H111ZM114 50H115V49H114ZM163 50H164V49H163ZM163 50H161V52H162ZM185 50H186V49H185ZM218 50H219V49H218ZM242 50H241V51H242ZM252 50H251V52L249 53V55H250V54H251V55H254V54H253L254 52H252ZM54 51H55V50H54ZM56 51H57V50H56ZM153 51H154V50H153ZM75 52H74V54H75ZM96 52H99L98 56L100 55L101 57H103L102 55H104V54H105L104 57L107 56V57H105V59H104V60H105L104 63H102L103 61H101L102 65H104V64L107 63V62H109L110 59L106 62V58H110V56H111L109 52H107V53H109V57H108V54L106 55V53H105L106 51H105V52L103 51V53H100V52H102V50H100V51H96ZM112 52H114V53H112ZM161 52H160V53H161ZM26 53H27V54H26ZM158 53H159V52H158ZM178 53H179V52H178ZM196 53H197V52H196ZM215 53H217V52H215ZM14 54H15V53H14ZM70 54H71V53H70ZM90 54H91V53H90ZM92 54H93V52H92ZM101 54H102V55H101ZM117 54H118V53H116V55H117ZM156 54H157V53H156ZM182 54H183V53H182ZM202 54H201V55H202ZM220 54H221V53H220ZM259 54H262V53L259 52ZM17 55H16V57H17ZM64 55H65V54H64ZM71 55H72V54H71ZM71 55H70V57H71ZM113 55H112V56H113ZM116 55H115V56H116ZM251 55H250V56H248V55L246 56V55H245L246 57H248V61H247V58H246V61H247L248 65L245 64V66L247 65L248 67L246 66V68H249V69L251 68V67H249V64H250V63H249V59H250ZM67 56H68V55H67ZM67 56H66V59H65V57H64L65 60L63 61L64 64H65V65H64L65 68H68V66H69L68 64H70V58H68ZM76 56H77V54H76ZM94 56L97 57V55L93 54L92 57L94 58ZM112 56H111V57H112ZM245 56H244V57H245ZM261 56H262V55H261ZM43 57H45V58H48V57H49V60L51 59L50 56L47 57L45 54L43 55ZM43 57H42V55H41V58H42V59H43ZM74 57H75V56H74ZM101 57H100V58H101ZM113 57H114V56H113ZM227 57L229 58V56H227ZM227 57H224V58H226V60L224 59L225 62L227 61ZM242 57H243V56H242ZM244 57H243V59H244ZM45 58H44V60H45ZM67 58H68V59H67ZM72 58H73V57H72ZM123 58H124V56L121 55V54L119 53L118 56H117L116 59H115V62H114V64H115L116 67H118V66L120 65V63H122ZM143 58H144V56H143ZM143 58H142V60L144 61ZM145 58H146V57H145ZM184 58H186V57H184ZM187 58H188V57H187ZM187 58H186V59H187ZM198 58H199V57H198ZM200 58H201V56H200ZM200 58H199V60H200ZM74 59L77 60L76 57L73 58V60H74ZM128 59H127V60H128ZM146 59H147V58H146ZM51 60H52V61H51ZM51 60H50L51 63L54 64V66L57 65L58 67H57V68H56V67H53L52 64L50 65L49 61H47L49 64H48L47 62H44V63H47L48 66L50 65V67L47 69L48 71H49V70H52V69H55V68H56V71H57L58 68L63 67L62 65L59 67L60 63L63 64L62 61L59 62V60H58V61H54L53 59H51ZM56 60H57V59H56ZM61 60H62V59H61ZM76 60L72 61V64H75V61H76ZM112 60H113V59H112ZM112 60H110L109 63H111ZM142 60H141V61H142ZM161 60H163V59L161 58ZM174 60H175V59H174ZM184 60H185V59H184ZM192 60L194 61V59H192ZM199 60H197V58H195V62H194V63H196V61H197V63H198ZM201 60H203V59H201ZM222 60H223V58H222ZM65 61H66V62H65ZM68 61H69V62H68ZM141 61H139V62L141 63ZM176 61H177V60H176ZM188 61H189V60H188ZM193 61H192V62H193ZM228 61H230V60H228ZM228 61H227V62H228ZM246 61H245V62H246ZM260 61H261V60H260ZM262 61H263V60H262ZM0 62H1V61H0ZM53 62H54V63H53ZM58 62H59V63H58ZM67 62H68V63H67ZM73 62H74V63H73ZM126 62H127V61H126ZM129 62H130V60H129ZM235 62H237V61H235ZM241 62H244V60H241ZM241 62H239V63L241 64ZM263 62H264V61H263ZM44 63L42 62L41 65H44ZM77 63H78V62L76 61V64H77ZM101 63H100V65H101ZM144 63H145V62H144ZM161 63H162V62H161ZM174 63H175V62H174ZM174 63H173V64H174ZM194 63H192V64H194ZM199 63H200V62H199ZM202 63H204V62L202 61ZM231 63H232V62H231ZM237 63H238V62H237ZM239 63H238V64H239ZM261 63H262V62H261ZM66 64H67V65H66ZM76 64H75V65H76ZM98 64H99V63H98ZM107 64H108V63H107ZM107 64H105L104 67H106ZM111 64H112V63H111ZM111 64H109L110 67H113ZM162 64H163V63H162ZM219 64H222V65H219ZM77 65H78V64H77ZM82 65H83V64L80 63V64H79L80 68L77 67L78 70H79V72H77V73L82 72V71H81V69H82V68H81ZM84 65H85V64H84ZM84 65H83V66H84ZM89 65H90V64H89ZM100 65H99V66H100ZM102 65H101L100 67H102ZM109 65H107V67H108ZM141 65H142V64H141ZM195 65H196V64H195ZM243 65H244V63H243ZM243 65H242V66H243ZM258 65H259V64H258ZM258 65H257V66H258ZM44 66H46V65H44ZM86 66H87V65H86ZM94 66H96V65H94ZM120 66H121V65H120ZM163 66H164V64H163ZM172 66H173V65H172ZM233 66H234V65H233ZM235 66H237V65L235 64ZM240 66H241V65H240ZM250 66H251V65H250ZM254 66H255V65H254ZM262 66H263V64H262ZM52 67H53V68H52ZM70 67H71V65L69 66L68 69H64V70H68V71H69L71 68H73V67H75V66H73V67H71V68H70ZM92 67H93V66H92ZM100 67H99V68H100ZM139 67H140V66H139ZM198 67H199V66H198ZM259 67H260V66H259ZM51 68H52V69H51ZM84 68H85V66H84ZM94 68H95V67H94ZM96 68L98 69L97 66H96ZM108 68H109V67H108ZM194 68H195V67L193 66V69H194ZM242 68H243V67H242ZM242 68H241V69H242ZM21 69H22V70H21ZM62 69H63V68H60V71H62ZM105 69H106V68H105ZM122 69H123V68H122ZM124 69H125V68H124ZM174 69H175V67H174ZM196 69H198V68L196 67ZM263 69H264V68H263ZM41 70H42V69H41ZM78 70H75V72L78 71ZM93 70H94V69H93ZM109 70H110V71H109ZM109 70H108V72H111V74L113 73L112 75L110 74L112 77L107 76V77L111 78V81H110L109 78H107V80L109 79V81L105 80L106 77H105V79H103L104 81H103V80L100 81L99 79H97L98 81H100L99 83H98L97 81L94 80V82H96L97 84L102 83V84H100V85H103L104 87H106V85H107V86H108V87H107L108 90H109V88L111 89L110 86H111V83H113V82H112V81H113L112 78L115 80V76H114V75H115L116 72L118 71V70L115 71L113 68H112V69L110 68ZM119 70H120V69H119ZM198 70H199V69H198ZM216 70H217V68H216ZM243 70H245V67H244ZM243 70H241L240 73L245 74L246 70H245V72H243ZM48 71H45V70H44V73L46 72V79H48L47 74L50 75L49 77H51V78H52L53 75H54V74H52V76H51V73L53 72V70L51 71V73H50V71H49V72H48ZM73 71H74V70H73ZM73 71H70V72H73ZM120 71H121V70H120ZM174 71H175V70H174ZM200 71L202 72V70H200ZM200 71H198L197 75L200 74V73H199ZM248 71H249V70H248ZM260 71H262V69H260ZM260 71H258V72H260ZM33 72H36V71H33ZM33 72L31 71L30 73L33 74ZM40 72H41V71H40ZM40 72H39V73H40ZM47 72H48V73H47ZM75 72H73V73H75ZM189 72H190V71H189ZM196 72H197V70H196ZM213 72H214V71H213ZM235 72H236V71H235ZM53 73H54V72H53ZM73 73H71V74H73ZM77 73H75V74L72 75V77H74V79H71V78H70V79L73 80V83H74L75 81H77V82L74 83V87H77V88H78L77 85H79V87L82 85V86L80 87V88H82L83 85H87V84H86L87 82H86V80H85V78L87 77V75H84L85 77H83V75H82L81 73H80L81 75H78ZM82 73H83V72H82ZM118 73H119V72H118ZM145 73H146V72H145ZM211 73H212V72H211ZM215 73H216V72H215ZM262 73H263V71H262L261 73H259V76H260V77L258 76V77H259L258 80H259L260 84H261V82H264V73H263V74H262ZM36 74H38V73L36 72ZM36 74L34 73L33 75L36 76ZM41 74H42V72L40 73L39 77L36 76L37 79H39V78L42 79V77L45 76V75H41ZM83 74H84V73H83ZM119 74H120L121 76L119 75L120 77H119V79H118L117 81H118V82H123V81H124V79H123V73H122V74L119 73ZM146 74H147V73H146ZM213 74H214V73H213ZM236 74H237V73H236ZM236 74H234V75H236ZM248 74H249V73H248ZM75 75H76V76H75ZM219 75H220V74H219ZM240 75H241V74H240ZM240 75L238 76V74H237L236 76H238V78H239ZM35 76H32L33 79H34ZM40 76H42V77H40ZM78 76H82V77H79V78H81L82 80H84L85 83L82 82L83 84L80 85V83H79V81H78V80H79V79H78ZM147 76H148V75H147ZM193 76H194V75H193ZM241 76L244 77V75H241ZM76 77H77L78 80L76 79ZM88 77H89V78H86L87 81H88V79L91 80L92 78H94V77H92L91 75L88 76ZM90 77H92V78H90ZM103 77H104V76H103ZM210 77H211V76H210ZM242 77H240V78H242ZM256 77H257V76H256ZM117 78H118V77H117ZM125 78H126V77H125ZM149 78H150V76H149ZM224 78H225V77H224ZM238 78H237V80H238ZM240 78H239V80H238V81H239V82H238L239 84H241V83H240ZM244 78H245V77H244ZM35 79H36V78H35ZM46 79L43 78V80H41L42 83L40 82V80H39V82H37L38 84L41 85V88H38V89H37L38 92H39L40 90H41V91L44 90V88H47L48 81H47ZM126 79L129 80V78H126ZM201 79H202V80H201ZM205 79H207V78H205V77H203V76H202V78H201V77L199 78V80H200L201 82L203 81V84L207 82ZM251 79H253V78H251ZM254 79H255V78H254ZM49 80H50V79H49ZM71 80H70V81H71ZM90 80H89V82H88L89 84L92 83V81H90ZM92 80H93V79H92ZM147 80H148V79H147ZM199 80H197V81H199ZM207 80H208V83H206V86L208 87V86L211 84V85H210V86H211L210 88H213L214 91H215L213 95L219 93L220 86L222 87V84H221L222 81H221V83H220V81H215V80H214L215 82H219V85H218L217 83L215 84L214 81H212L213 83H212V82H209V81H210V80H209V77H208ZM233 80H234V79H233ZM235 80H236V78H235ZM256 80H257V79H256ZM256 80H255V81H256ZM35 81H37V80H35ZM231 81H232V80H231ZM231 81H230V82H231ZM243 81H244V80H242L241 82L243 83ZM246 81H247V80H246ZM251 81H253V80H251ZM49 82H50V81H49ZM90 82H91V83H90ZM104 82H108L109 84L106 83V85H105ZM129 82H130V81H129ZM145 82H146V81H145ZM148 82H149V81H148ZM234 82H237V81H234ZM244 82H245V81H244ZM247 82L249 83V80H248ZM259 82L257 81V83H259ZM77 83H79V84H77ZM96 83H94V84L92 83V84H93V85H96V86H99V85H97ZM186 83H187V82H186ZM191 83H192V81H191ZM194 83H195V82H194ZM194 83H192V84H194ZM245 83H246V82H245ZM248 83H247V85H248ZM27 84L30 85L29 83H27ZM34 84H35V83H34ZM34 84H33V85H34ZM51 84H53V83H51ZM51 84L48 85V89L50 88ZM75 84H76V85H75ZM92 84H91V85H92ZM146 84H147V83H146ZM192 84H191V85H192ZM199 84H200V83H199ZM201 84H202V83H201ZM220 84H221V85H220ZM224 84H225V79H224ZM230 84H231V83H230ZM232 84H234V83H232ZM22 85H23V84H22ZM25 85H26V84H25ZM28 85H26V86H28ZM33 85L31 84V86H28L29 89H28V87H27V89H24V88H26L25 86H24V88H23L24 91H25V90L28 91V92H25L24 94L29 93V94H31V95L28 94V96H26L27 94H26V95L22 94L23 97H22V96L17 97L18 95H17V96H14L15 94H13V95H12L13 97H10L9 99H6V100H7V101H6V105H8V106H14V105H17V104H23V103H24V105H28V104H25V102L27 103L29 99H28V98H25L24 96L29 97V98H30V96H31V97L34 96L33 93H35V92H33V91H34V90L37 91V90H36L37 85H36V84L34 85V86L36 87L35 89L32 88ZM60 85H61V84H60ZM128 85H129V84H128ZM128 85H127V86H128ZM144 85H145V83H144ZM161 85H162V84H161ZM197 85H198V83H197ZM197 85L195 84L196 87H197ZM225 85H226V84H225ZM227 85H228V84H227ZM242 85H243V84H242ZM64 86H65V84H64ZM112 86H113V85H112ZM116 86H117V85H116ZM164 86H165V85H164ZM176 86H177V85H176ZM180 86H181V85H180ZM198 86H199V85H198ZM54 87H55V86H54ZM86 87H87V86H86ZM86 87H85V88H86ZM129 87H130V86H129ZM129 87H128V88H129ZM173 87H174V85H173ZM177 87H178V86H177ZM235 87H238V86H235ZM243 87H244V86H243ZM245 87H246V84H245ZM247 87H248V86H247ZM18 88H19V89H20V88L22 89V87H18ZM161 88H162V87H161ZM171 88H172V87H171ZM224 88H225V87H224ZM31 89H34V90H32V92H31ZM39 89H40V90H39ZM52 89H53V88H52ZM52 89H51V91H52ZM113 89H115L114 92L111 91V92H112L111 95L108 94V96H110V97H109L110 100H111L115 95H117V94L119 93V89H118V88L115 87V88H113ZM222 89H223V88H222ZM17 90H18V89H17ZM86 90H87V89H86ZM96 90H97V89H96ZM101 90H102V89H101ZM108 90L105 91L106 93H105V92H102V93H101L100 90H99V91L97 90V91H98V97H99L100 99H103V100H104L103 105L105 104V100H106L107 93H109ZM144 90H145V89H144ZM163 90H164V89H163ZM163 90H162V91H163ZM188 90H189V89H188ZM193 90H194V89H193ZM241 90H244V88L242 89V87H241ZM241 90H240V91H241ZM261 90H262V91H261ZM263 90H264V89H260V91L262 92V93H261V94H262V97H261V98L264 99V97H263V95H264V94H263V93H264ZM29 91H30V92H29ZM74 91H75V92H74V94H75V93L77 92V89H75ZM84 91H85V90H84ZM190 91H191V90H189L188 93H189ZM217 91H218V92H217ZM237 91H238L239 93L237 94V96L234 94V97H235V98L237 97L236 99H239V97L241 96L242 92H240L239 90H237ZM245 91H246V89H245ZM38 92H37L36 94L39 95V96H41V97L43 96V98H44V96H45L46 94L48 95V94H51V93H52V92L50 93V90H49V93H48V90L45 91V92L42 91L44 94L47 92L45 95H43L42 92H41V94H40V93L38 94ZM78 92H80V95H79V96H81V94H82V95L84 94V93H82V92H83L82 89H81V90L79 89ZM221 92H222V91H221ZM69 93H70V92H69ZM168 93H169V92H168ZM190 93H191L190 96L192 97V91H191ZM36 94H35L34 98L36 97ZM66 94H68V93H66ZM220 94H221V93H220ZM231 94H232V93H231ZM231 94H230V95H231ZM243 94H244V93H243ZM19 95H20V94H19ZM47 95H46V96H47ZM61 95H63V94H61ZM61 95H60V96H61ZM72 95H73V93H71V95H70L71 98H72ZM186 95H187V93H186ZM188 95H189V94H188ZM210 95H212V94H210ZM210 95H209V96H210ZM222 95H223V94H222ZM232 95H233V94H232ZM256 95H257V94H256ZM9 96H10V95H9ZM55 96L57 97L58 95L56 94ZM55 96H54V97H55ZM67 96H68V95H67ZM67 96H64L65 99H63V100L71 99V98H69V96H68V99H66ZM74 96H75V95H74ZM76 96H78V95H76ZM76 96H75V98H74V97L72 98L73 100L71 99V100H72V103H71V104H70V102H68L71 106L73 105V103H74L73 106H75V104L79 105L78 102H81V100L84 101L82 98H81V100H80V99H79V96H78V97H76ZM257 96H258V95H257ZM260 96H261V95H260ZM61 97H62V96H61ZM187 97H189V96H187ZM191 97H190V98H191ZM215 97H216V96H215ZM218 97H219V94H218ZM218 97H216V98H218ZM229 97H231V96H229ZM243 97H244V96H243ZM21 98H22L23 100H24V98H25L26 101H25V100H24L25 102H23V100L21 101ZM38 98L40 99V97H38ZM38 98L36 99V101L38 100ZM76 98H78V99H76ZM231 98H233V97H231ZM44 99H45V98H44ZM53 99H55V98H53ZM53 99H51V100H53ZM74 99H76V102H77V103H75V100H74ZM186 99H189V98H186ZM233 99H234V98H233ZM18 100H20L21 102H18ZM41 100H42V98H41ZM41 100H40V101H41ZM51 100L48 99L47 102H49V101H51ZM103 100H102V101H103ZM126 100H127V98L124 99V101H126ZM230 100H232V99H230ZM258 100H259V99H258ZM29 101H30V100H29ZM97 101H99V100H97ZM102 101H100L101 104L98 103L99 105H98V104H97L98 106L96 105L97 107H95V108L93 107V108L95 109V110H94V118H93V120L88 124L87 129H86L85 133L83 134L81 141L78 142V143H80V144H78L79 146H78V145L75 146V143L73 142L74 139H73V141L71 140L72 137H73L74 135L71 134V137H70V135H68V138H69L68 140H70V141H68V140L66 139L67 142H68V143H67L68 146H71L70 149L72 150V148L74 149V148L76 147V148L74 149V151H75V150L77 151L76 154H73V153H72V155H74V159H73V157H72V158H69V160L72 159V160H70V162H68L69 160H67L68 165H69V163H72V164H71V170H72L73 172H72V174L70 175V176L72 177V179H70V183L67 184L66 189H65V192H64V193L62 194V196H61V203H60V204H62L61 207L55 208V207H53L52 205H50V204L48 203V204H49V205H48V207H49V212H47L46 215H44L45 213H43V215L46 216V222H44V223H45L46 230H43V233H44V231H45V234H44V235H46V237L43 238V239H45V241H46L47 244L49 245V248H50V249L47 248V251L49 250L48 253H47V252H45V253L43 252V254L41 255L42 257L40 256L39 252H36V254L38 253L36 256H35V254H34V257H37V256H38L37 258H39V257H40L41 259L43 258V259H42V263L40 262L41 264H46V261L49 260V257H50V256H49V253L52 252L51 250H53L52 248H53L54 245L56 244V242H57L56 240H58L56 237H57V235H58V233H59V230L61 229V224L63 223L62 216H65V215H66V210H67L68 202H70L69 200H70V197L72 196V190H73V188H74V185L76 184L77 176H78V173H79V171H80L82 161H83V159H84V156L87 155V152H86L87 148L90 147V146H89V144H90L89 142H91V141H90V140H91V137H92V135H93V132H94V130H95V127L97 126V121H99V120H98V117H99V115H100V113H101V110H102V107L100 106V105H102ZM135 101H136V100H135ZM175 101H176V100H175ZM186 101H188V100H186ZM186 101H185V102H186ZM191 101H192V105L195 106V104H193V103H194L193 99H191ZM191 101L189 100L188 102L190 103ZM200 101H201V100H200ZM205 101H206V100H205ZM228 101H229V100H228ZM232 101H233V100H232ZM57 102H59V101H57L56 99H55V101L53 100L54 105H55V104L57 105ZM61 102H62V101H61ZM133 102H134V101H133ZM178 102H179V101H178ZM202 102H203V101H202ZM229 102H230V101H229ZM256 102H257V101H256ZM260 102H262V100H261ZM263 102H264V101H263ZM29 103H30V102H29ZM41 103H42V101H41ZM50 103H52V101H51ZM53 103H52V105H53ZM108 103H109V100H108ZM108 103H107V104H108ZM203 103H205V102H203ZM203 103H201L202 106H203ZM36 104H37V103H36ZM88 104H89V103H88ZM132 104H133V103H132ZM201 104H200V105H201ZM206 104H207V101H206V103L204 104L203 110H204V108H205V110L207 109V108H206V106H207ZM240 104H241V103H240ZM24 105H23V106H24ZM56 105H55V106H56ZM58 105H59V104H58ZM84 105H85V107H86L87 104L83 102V105H80L79 108H82L81 106L84 107ZM90 105H91V104H90ZM94 105H95V104H94ZM94 105H92V106H94ZM103 105H102V106H103ZM110 105H111V104H110ZM198 105H199V104L196 103V106H198ZM260 105L263 106V104H260ZM29 106H31V104H30ZM71 106H70V107H71ZM87 106H88V105H87ZM133 106H134V105H133ZM261 106H260V108H261ZM85 107H84V108H85ZM232 107H233V106H232ZM232 107H230V108H232ZM16 108H17V107H16ZM20 108H21V107H20ZM44 108H45V107H44ZM86 108H87V107H86ZM86 108H85V109H86ZM108 108H109V107H108ZM194 108H196V107H194ZM201 108H202V107H201ZM234 108H235V107H234ZM238 108H239V107H237V109L235 108L236 110H234L233 112L231 111L232 113L230 112L231 114H230V113L228 114V116H230V117H228V118H229V120H231V122H229V123H230V127H231V129H234L237 125L240 126V124H241V123H240L241 121H240L238 118L240 117V119H241V118H242L241 116H243V115H240V112H239ZM41 109L43 110V108H41ZM50 109H51V108H50ZM65 109H66L65 111H67V108H65ZM85 109H84V110H85ZM90 109H91V108H90ZM90 109H89V110H90ZM131 109H132V111H133V108H131ZM171 109H172V108H171ZM171 109H170V110H171ZM19 110H20V109H17V113H18ZM42 110H41V111H42ZM47 110H48V109H47ZM47 110L44 109L43 111H44V112H45V111L47 112ZM82 110H83V108H82ZM87 110H88V109H87ZM89 110H88V111H89ZM157 110H158V109H157ZM157 110H155V114H156V111H157ZM170 110H169V111H170ZM3 111H5V110H3ZM48 111H49V110H48ZM62 111H63V110H61V112H62ZM69 111H70V110H69ZM91 111H92V110H91ZM104 111H105V110H104ZM104 111H103V115H102V117H101L100 123L98 124V127H97V129H96V133H95V135H94L95 137L93 138V144H96V145H100V144H103V143L107 142V141H105V139H106L107 137L110 136L109 133L111 132L112 128H114V126H116L115 124H117V127H118V125L121 123L120 121L118 122L119 124L117 123V120H120V118H119V116H118V114H117V115H115V116H111V121H110V123L107 125L106 122H105V118H106L107 114L104 113ZM130 111H131V110H130ZM158 111H159V110H158ZM19 112H20V111H19ZM44 112H42V114H44ZM84 112H85V111H84ZM89 112H90V111H89ZM202 112H203V111H202ZM208 112L210 113V110H209ZM1 113H2V112L0 111V121H1V120H4V119L6 120V118H3V117L6 116V114L3 113V115H2ZM17 113H16V114H17ZM81 113H82V112H81ZM120 113H121V112H120ZM143 113H144V111H143ZM167 113H168V112H167ZM167 113H165V114H167ZM198 113H199V111H198ZM7 114H8V113H7ZM9 114H10V113H9ZM38 114H41V113L39 112ZM48 114H49V113H48ZM83 114H84V113H82L80 116H82ZM129 114H130V113H129ZM159 114H160V113H157L156 117H158ZM204 114H205V113H204ZM206 114H208V113L206 112ZM4 115H5V116H4ZM73 115H74V117H75V118L73 117V119H74L73 122L75 123L76 118H77L78 116L76 117V114H73ZM78 115H79V114H78ZM143 115H144V114H143ZM143 115H142V116H143ZM80 116H79V117H80ZM130 116H131V114H130ZM164 116H165V115H164ZM109 117H110V116H109ZM200 117H201V115H200ZM204 117H205V116H204ZM22 118H24V117H22ZM32 118H33V119H32ZM129 118H130V117H129ZM164 118H165V117H164ZM164 118L161 119L162 122H166ZM202 118H203V117H202ZM31 119H32V122H36V121L34 120V117L31 116ZM31 119L29 118V122H27L28 119H26V120L23 119L24 121H22L21 119H19L18 121H19V123H21V125H19V126L22 127V126H24V124H25V126H27L28 123L31 124V123H32V122L30 123ZM107 119H108V118H107ZM199 119H200V118H199ZM242 119H243V118H242ZM5 120H4V121H5ZM20 120H21V121H20ZM154 120H155V122H156L158 119H154ZM154 120H151V121H154ZM202 120L204 121L205 118H203ZM202 120H201V121H202ZM206 120H207V119H206ZM238 120L240 121L239 123H238ZM254 120H255V123L257 124L258 119H257L256 117H254ZM48 121H49V120L46 121V127H47V130H46L45 125L43 126V125L41 124V126H42V130L45 131V132L43 131V134H41V136H43V135L45 136L46 134H44V133H46V131L48 132L50 129H52V128H50V129L48 128V126H52V124H50L51 121H50V122H48ZM67 121H68V120H67ZM126 121H127V120H125V122H126ZM208 121H209V120H208ZM12 122H13V123H12ZM12 122H10L11 124H10L9 122H8L9 124H7V121H6L5 124H6V125L15 126V125H14V121H12ZM39 122H40V121H39ZM65 122H66V121H65ZM65 122L63 121L62 123H65ZM23 123H24V124H23ZM55 123H56V124L53 123V128H54V125H56V127H57V123H59V122L57 121V122H55ZM62 123H59V124L61 125ZM74 123H72V121H71V126H73ZM83 123H84V122H83ZM167 123H168V122H167ZM167 123H166V124H167ZM17 124H18V123H16V128L19 127V126L17 127ZM22 124H23V125H22ZM26 124H27V125H26ZM39 124H40V123H39ZM44 124H45V123H44ZM65 124H66V123H65ZM75 124H76V123H75ZM77 124H78V126H80V125L82 126V124H80L79 122H77ZM77 124H76V126H77ZM166 124H165V126H164V124H163L164 127L161 126V124H160V126H161L160 128H162V129L164 128L163 131H165V132L167 131V130H166V129H167L166 126H168V125H166ZM69 125H70V123H69ZM39 126H40V125H38V128H40ZM81 126H80V127H81ZM99 126H102V127L104 126V128L99 127ZM1 127H2V126H0V129H1ZM3 127H4V126H3ZM8 127H9V126H8ZM8 127H5V128H8ZM43 127H44V128H43ZM67 127H69V126H67ZM117 127H115V129H116ZM148 127H149V126H148ZM187 127L190 128V125H189V126L186 125L185 128L187 129ZM216 127H217V126H216ZM216 127H215V128H216ZM5 128H4V129H5ZM13 128H15V127H13ZM64 128H65V131H64V132H61V133H63V134L66 133V130H68L70 127H69L68 129H67L66 127H64ZM165 128H166V129H165ZM238 128H239V127H238ZM4 129L2 128V129H1L2 132H1V130H0V133L3 134V130H4ZM118 129H119V128H118ZM118 129H117V131H118ZM122 129H123V128H122ZM122 129H121V130H122ZM191 129H192V128H191ZM198 129H199V128H198ZM219 129H220V128H219ZM223 129H224V128H223ZM223 129H222V130H223ZM124 130H125V129H124ZM188 130H190V129H188ZM188 130H187V131H188ZM193 130L195 131L194 128H193ZM222 130H220V131H222ZM160 131H162V130H160ZM194 131H193V132H194ZM217 131H218V130H217ZM12 132H13V131H12ZM81 132H82V131H81ZM81 132L79 133L80 135H82ZM113 132H114V131H113ZM115 132H116V131H115ZM122 132H123V131H121V133H122ZM165 132H162V133H161V136L163 135V133H164V135H165V134H166ZM188 132H189V131H188ZM191 132H192V130H191ZM191 132H189V133H191ZM193 132H192V133H193ZM10 133H11V132H10ZM34 133H35V132H34ZM34 133H33V135H35ZM121 133H120V134H121ZM189 133H188V135H190ZM192 133H191L190 136H187V138H188V137H189V138H188V140L185 141V142L187 143V142H189V139L191 140V142L189 143V149H188V151L186 150V152H187V156H190V158H189L190 160H191V159H194V158H195V159L198 158V156L200 155V153H201V151H202V149H203V148H202V145L205 146V144L202 143V140H201V138H202V137H201V134L198 133V135H196L197 138H195L193 135H195V133L197 134V132H194L193 134H192ZM28 134H29V133H28ZM59 134H60V133H59ZM79 134H78V135H75V138H77V137L79 136ZM110 134H112V132H111ZM31 135H32V132H30V134H29L28 136L31 137ZM166 135H167V134H166ZM199 135H200V136H199ZM35 136H36V137H35ZM35 136H34V139H35V140H36V139H38V141L40 140L38 143H37V140H36V141L34 140V141L36 142V145L38 146V145H40V143H41V146H39L38 148H39V149L41 148L40 150L43 151L44 148L42 147V145H44V144L46 143V141H47V137H44V136H43L42 139H41V138H40L41 136H38V135H35ZM37 136H38V138H37ZM46 136H47V135H46ZM115 137H116V136H114L113 138H115ZM119 137H120V136L118 135V139H119ZM184 137H185V136H183V138H184ZM2 138H3V137H2ZM31 138H32V137H31ZM44 138H45V141L43 140ZM73 138H74V137H73ZM113 138H112L111 141L109 140V143L111 144V146H112V145L114 146L115 144H117V143H116L117 140H118L117 137H116L115 139H113ZM120 138H121V137H120ZM179 138H180V137H179ZM181 138H182V137H181ZM183 138H182V139H183ZM202 139H203V138H202ZM157 140H158V139H157ZM26 141H27V138H26L23 142L25 143ZM34 141H33V142H34ZM41 141H42V142H41ZM112 141H113V142H112ZM161 141H162V140H161ZM236 141H237V140H236ZM3 142L6 143L5 141H3ZM124 142H125V141H123L122 143H120V142H119V143H120V144H123ZM179 142H180V141H179ZM71 143H72V145H71ZM112 143H113V144H112ZM93 144H92V145H93ZM124 144H125V143H124ZM124 144H123V146H124ZM142 144H143V143H142ZM187 144H188V143H187ZM187 144H186V145H187ZM10 145H11V144H10ZM117 145H118V144H117ZM153 145H154V144H153ZM156 145H157V143H156ZM156 145H154V148H157ZM158 145H159V141H158ZM183 145H185V144H183ZM73 146H74V147H73ZM111 146H110V147H111ZM119 146H120V145H119ZM151 146H152V145H151ZM215 146H216V145H215ZM219 146L221 147V146H223V145H219ZM219 146H218V147H219ZM231 146H233V145H231ZM9 147L11 148L12 146H9ZM9 147H7V148L9 149ZM16 147H17V146H16ZM44 147H45V146H44ZM95 147H96V146H95ZM95 147H94V148H95ZM117 147H118V146H117ZM120 147H121V146H120ZM120 147H119V149H120ZM174 147H175V146H174ZM185 147H186V146H185ZM233 147H234V146H233ZM233 147H232V148H233ZM19 148H20V147H19ZM42 148H43V149H42ZM111 148H112V147H111ZM111 148H109V149H110L109 152H111V150H112ZM115 148H116V146L113 148L112 153L114 152L113 155L116 156V155H117V151H116V152L114 151ZM122 148H123V147H122ZM215 148H217V147H215ZM17 149H18V148H17ZM22 149H23V148H22ZM205 149H206V148H205ZM220 149H221V148H220ZM220 149H219V150H220ZM230 149H231V147H230V143H229V141H227L226 144H225V146H224V149H223L224 152L221 150V153H222L223 155H225L224 153L227 154L228 151H229ZM71 150H70V151H71ZM116 150H118V149H116ZM153 150H155V149L152 148V151H151L152 153L158 151L159 148L156 149L154 152H153ZM118 151H119V150H118ZM225 151H226V152H225ZM72 152H73V151H72ZM99 152H100V151H99ZM103 152H104V153H103ZM103 152H101V153H102L101 155L104 156V154H105L104 157L108 156L107 158H105V160L107 159L105 163L108 162L107 164H110L113 156L111 157V160H110V159L108 160V158H110V155H109L110 153L106 154V151H105V150H104ZM48 153H49V152H48ZM74 153H75V152H74ZM88 153H89V152H88ZM214 153H215V152H214ZM15 154H16V153H15ZM33 154H34V153H33ZM33 154H32V155H33ZM85 154H86V155H85ZM118 154H119V152H118ZM145 154H146V153H144L143 155H145ZM185 154H186V153H185ZM217 154H218V153H217ZM48 155H50V154H48ZM72 155H71V156H72ZM44 156H47V155H44ZM88 156H89V155H88ZM88 156H87V158H88ZM187 156H186V158H188ZM91 157H92V155H91ZM91 157H90V159L93 158V157H92V158H91ZM116 157H118V156H116ZM116 157H113V158H116ZM146 157H147V156H146ZM143 158H144V157H143ZM90 159L88 158L87 163L84 164V166L86 165V167L84 168L85 170H84V173H83V176H82L83 178H84V175H85V174H87L88 172H90V168H89V167H90V163H89V160H90ZM180 159H181V158H180ZM45 160H46V159H44V161H45ZM114 160H115V159H114ZM114 160H112V162H113ZM141 160H142V159H141ZM190 160H189V162H190ZM218 160H220V159H218ZM218 160H217V161H218ZM42 161H43V160H42ZM44 161H43V162H44ZM71 161H72V162H71ZM84 161H85V160H84ZM192 161H193V160H192ZM192 161H191V162H192ZM194 161H196V160H194ZM43 162H42V163H43ZM103 162H104V161H103ZM215 162H216V161H215ZM215 162H214V163H215ZM0 164H2V163H0ZM162 164H163V163H162ZM190 164H191V163H190ZM38 165L40 166L41 164H38ZM217 165H219V164H217ZM101 166H103V163H102ZM105 166H106V164H105ZM163 166H164V165H163ZM163 166H162V167H163ZM180 166H181V165H180ZM180 166H179V167H180ZM188 166H189V164H188ZM22 167H23V166H20L19 168H22ZM103 167H104V166H103ZM160 167H161V166H160ZM2 168L4 169V167H2ZM100 168H101V167H99V170H100ZM180 168H181V167H180ZM180 168H178L179 171H180ZM13 169H14V168H13ZM36 169H37V168H36ZM38 169H39V168H38ZM151 169H152V168H151ZM14 170H15V169H14ZM97 170H98V169H97ZM8 171H9V170H8ZM183 171H185V168L183 169ZM6 172H7V171H6ZM122 173H123V172H122ZM126 173H127V172H126ZM173 173H174V172H173ZM178 173L181 174V171L178 172ZM0 174H1V173H0ZM4 174H5V171H4ZM179 174H178V175H179ZM104 175H105V174H104ZM127 175H128V174H127ZM127 175H126V176H127ZM177 179H179L180 181L183 180V178H177ZM71 180H72V181H71ZM79 180L81 181V183L78 182V183H80V186H78V187H79L78 190L76 189L77 193L75 192V193H76L75 198L73 197L74 199H73L72 205L70 206V208L72 207V208H71V211H72V209H73L76 205H78V206L80 205V202H81V201H80V198L84 197V196L80 195V194H82V187H81V184H82L83 180L80 179V178H79ZM86 180H87V178H86ZM87 181H88V180H87ZM120 182H121V181H120ZM120 182H119V181H116L115 184H114V186L112 187L113 190L117 193V195H116V198L113 199V202L109 205L108 208H107V207H106V209L103 208V209H104V212H105V216L108 215L110 212H112V213H110V214H112L113 217L119 219V221H120V225H123L124 222H125L124 217H123V215H122L124 212H125V213H129L130 211H131V212H132V211H135V212H136V215H138V213L143 214L144 217H145V220L148 221V219H147L148 217H149V219H151L152 216H153V214H155V213H154L153 206H152L153 203H152V204L149 203V200L152 199L151 197H152L153 195L151 196V194H150V196H147V197L141 196L139 199H135V198H134V199H132L131 201H129L131 198H130L129 200H126L127 197H125V196L122 194L123 189H122V183H120ZM50 183H51V182H50ZM85 183H86V182H85ZM91 183H92V182H91ZM40 184L42 185V183H40ZM45 184H46V183H45ZM43 185H44V183H43ZM78 185H79V184H78ZM137 185H139V184H137ZM110 186H111V185H110ZM49 187H50V186H49ZM136 187H137V186H136ZM47 188H48V187H47ZM76 188H77V187H76ZM84 189H85V188H84ZM0 191H1V190H0ZM47 191H48V189H47ZM73 191H74V190H73ZM156 191H159V190H156ZM73 193H74V192H73ZM0 194H1V193H0ZM156 194H157V193H156ZM84 195H88V193H87V194H84ZM219 195H220V194H219ZM25 196H27V195L25 194ZM81 196H82V197H81ZM216 196H217V195H216ZM33 197H34V196H33ZM39 197H40V196H39ZM39 197H38V198H39ZM41 197H42V196H41ZM149 197H150V199H149ZM157 197H158V196H157ZM26 198L28 199V196H27ZM34 198H35V197H34ZM77 198H79V201H80V202H78V199H77ZM113 198H114V197H113ZM36 199H37V198H36ZM43 199H44V198H42V199L40 200V198H39V201L36 200L35 202H38V203H35V205H36V206H37V205L40 206L41 204H43V203H44V202L42 201ZM108 199H109V198H108ZM216 199H217L218 201L220 200L218 196L216 197ZM20 200H21V199H20ZM20 200H19V201H20ZM30 200H31V199H30ZM202 200H203V199H202ZM202 200H201V201H202ZM28 201H29V200H28ZM32 201H33V200H32ZM41 201H42V203H41ZM44 201L46 202L45 199H44ZM51 201H52V200H51ZM150 201H151V200H150ZM152 201H153V200H152ZM220 201L222 202V200H220ZM220 201H219V202H220ZM24 202H25V203H24L25 205H26V203H28V202H26L25 200H24ZM33 202H34V201H33ZM153 202H154V201H153ZM155 202H156V201H155ZM177 202H178V201H177ZM183 202H184V201H183ZM202 202H203V201H202ZM17 203H19V202H17ZM46 203H47V202H46ZM29 204L31 205V201H30V203H28L27 205L29 206ZM44 204H45V203H44ZM219 204H220V203H219ZM13 205H14V204H13ZM27 205H26V206H27ZM35 205H34V207H35ZM46 205H47V204H46ZM46 205H44V206H46ZM55 205H56V204H55ZM198 205H199V204H198ZM26 206H25V207H26ZM38 206H37V207H38ZM73 206H74V207H73ZM78 206H76V207H78ZM121 206L123 207L122 210H123L124 212H122V211L119 209ZM131 206H132L133 208H130ZM180 206H182V204H181ZM228 206H229V205H228ZM25 207H24V208H25ZM31 208H32V207H31ZM229 208H230V206H229ZM227 210H228V208H227ZM227 210H225V211H227ZM24 211H25V210H24ZM194 211H195V210H194ZM26 212H27V211H26ZM26 212H25V213H26ZM30 212H31V211H30ZM30 212H29V214H30ZM100 212H101V211H100ZM25 213H23V214H25ZM72 213H73V212H72ZM77 213H79V212H77ZM176 213H177V212H176ZM70 214H71V213H70ZM25 215H26V214H25ZM41 215H42V214H41ZM67 215H68V217H69V213H68ZM134 215H135V214H134ZM136 215H135V216H136ZM143 215H141V216H143ZM220 215H221V214H220ZM220 215H217V214L212 215L211 225H210V227L207 229L208 238H207L206 240H204V241L200 240L199 238H195V239H194V242H193L194 244H193L191 247H190L187 243H186V244H187L188 246H187V245H183V244H185V242L183 243V241H182L181 239H179V237L177 238L172 232H171L170 236H167V238H165V233H164V232H160V234H158L157 232H155V233H157V234L159 235V236H158L159 238H160V237H161V238H164V239H166V240H168V241L170 242V244H171V246H172L171 248H173L172 254L170 255L172 260H176L177 258H180V257H181V254L187 249V247H189L188 249H191L192 247H195L196 245H198V244H200V243H202V242H209V243H214V242H216V243L219 244V242H222V240H223V234H224V233H223V230H224V229H226V230H228V231L230 230V232H229V233H231V234H230V237H231V235H232L233 233H234V234H238V235H239V238H237V239H239V241H241V242H245V241L242 240L243 233L240 232V230H239L240 221L237 222V223H235L234 225H233V224L231 225L230 222H229V220L226 218V217H227L226 213H225L226 217H225L224 215H223V216H220ZM44 216L42 217V220H43ZM174 216H175V215H174ZM70 217H71V216H70ZM35 218H36V217H35ZM35 218H34V219H35ZM37 218H40V217H37ZM169 219H170V218H169ZM38 220H39V219H38ZM145 220H144V221H145ZM31 221H32V220H31ZM119 221H118V222H119ZM147 221H145V222H147ZM149 221H150V220H149ZM149 221H148V222H149ZM169 221H171V220H168V222H169ZM235 221H236V220H235ZM237 221H238V220H237ZM37 222H38V221H37ZM145 222H143V223H145ZM148 222H147V223H148ZM66 223H68V220H67ZM66 223H65V224H66ZM116 223H117V222H116ZM141 223H142V222H141ZM41 224H43V223H41ZM108 224H109V223H108ZM113 224H114V223H113ZM117 224H118V223H117ZM168 224H169V223H168ZM194 224H195V223H194ZM229 224H230V225H229ZM67 225H68V224H67ZM67 225H65L64 230L62 231V236H61V238H60V240H59L58 246L62 247L63 250H64L65 252H67L68 250H69V252H70V250H72V252H73V251H75V250H73V244H74V246H75V245L77 246V244H75V243H80V245H81L80 247H82V246H83V243L81 242L82 239H80L79 236H78V238H77L75 232H73L72 230H70V229L67 227ZM134 225H135V224H134ZM136 225H137V224H136ZM138 225H140V224H138ZM21 226H22V225H21ZM130 227H131V226H130ZM136 227H137V226H136ZM136 227H135V229H136ZM167 227H168V226H167ZM103 228H104L103 230L108 229V228H106V227H103ZM62 229H63V227H62ZM131 229H132V227H131ZM200 229H201V227H200ZM65 230H67V235H66V233H65ZM128 230H129V227H128ZM144 230H145V229H144ZM131 232H132V230H131V231L129 230L128 232H124V233L126 234L125 239H124L125 242H127L128 238H130V236H131ZM158 232H159V231H158ZM167 232H170V228H167ZM192 232H193V231H192ZM194 232H195V230H194ZM204 232H205V231H204ZM102 233H103V232H102ZM124 233H123V234L120 233V234L124 235ZM195 233H196V232H195ZM1 234H2V233H1ZM157 234H156V236H157ZM225 234H226V233H225ZM25 235H26V234H25ZM28 235H29V234H28ZM31 235H32V234H31ZM122 235H121V236H122ZM145 235H146V233H145ZM149 235H153V237L155 236L154 232H153V234H152V233H151V234H148V236H149ZM227 235H229V234H227ZM42 236H43V235H42ZM75 236H76V238H75ZM146 236H147V235H146ZM146 236H145V238H144V236H143V241H144V242H143V245L145 246V247H144V252L147 254V253H150V250H151V248L153 247V246H152V245H153V244H152L153 242L150 241V240H151L150 237H146ZM236 236H237V235H236ZM7 237H8V236H7ZM151 237H152V236H151ZM182 237H183V236H182ZM184 237H185V236H184ZM159 238H158V241L160 242V239H159ZM66 240H67V243H65ZM74 241H75V243H74ZM135 241H136V240H134V243H135ZM163 241H164V240H163ZM103 242H104V241H103ZM106 242H107L106 244H105V242H104V244H103L102 242H101V243H100V242H99V243H96V246L93 244V246H95V247H94V249L91 248V249H93V250H92V251H93L92 259H94V260H96V261H99L100 259H106V258H107V257L104 255V251H105V248H106L108 245L111 244V241L107 240ZM136 242H137V241H136ZM81 243H82V244H81ZM245 243H246V242H245ZM245 243H244V244H245ZM138 244H139V243H138ZM218 244H217V246H218ZM91 245H92V244H91ZM133 245H134V244H133ZM190 245H191V244H190ZM76 246L74 247V249L77 248ZM84 246H85V245H84ZM184 246H185V248H183ZM186 246H187V247H186ZM202 246H203V245H201V247H202ZM47 247H48V246H47ZM91 247H92V246H91ZM201 247H200V248H201ZM57 248H58V247H57ZM83 248H84V247H83ZM77 249H78V248H77ZM77 249H76V251H78ZM80 249H81V248H80ZM188 249H187V250H188ZM14 250H15V249H14ZM76 251H75L74 253L77 254ZM89 251H90V250H89ZM185 252H186V251H185ZM185 252H184V253H185ZM226 252H227V251H226ZM74 253H72V254H74ZM184 253H183V254H184ZM13 254H15V253H13ZM70 254H71V253H70ZM70 254H69V255H70ZM76 254L73 255V258H75L74 256H76ZM223 254L225 255V252H223ZM223 254H221V256L216 257L215 259L211 260V261L208 262V263L205 262V264H223V262H224V260H223V256H222ZM11 255H12V254H11ZM20 255H21V254H20ZM12 256L14 257V255H12ZM51 256H52V253H51ZM71 256H72V255H71ZM217 256H218V255H217ZM13 257H12L11 259H13ZM22 257H23V256L19 257V254H17V259L19 258V259H20V262H22V261H21V259H23ZM242 257H243V258H242ZM242 257H240V258H242V260L247 258V257L244 258L245 256H242ZM8 258H9V257H8ZM40 258H39V259H40ZM52 258H53V257H52ZM66 258H67V257H66ZM156 258H157V259H161V256H160V255H159V256H156ZM181 258H182V257H181ZM17 259H16V260H17ZM19 259H18V261H19ZM31 259H32V258H31ZM34 259H36V258H34ZM39 259H38V261H40ZM14 260H15V258H14ZM67 260H71V261H72V260H74V259H72V257H71V259H67ZM8 261H9V260H8ZM30 261H31V260H30ZM75 261H76V260H75ZM20 262H16V263H20ZM67 262H68V263H66V264H69V263H70L69 261H67ZM73 262H74V261H73ZM16 263H15V264H16ZM40 263H39V264H40ZM71 263H72V262H71ZM71 263H70V264H71ZM51 264H57V263H56V262L54 261V259H53V260H51ZM72 264H74V263H72Z\"/></svg>","mask_w":264,"mask_h":264},{"label":"snow or ice","instance_id":"obj_3","mask_svg":"<svg viewBox=\"0 0 264 264\" xmlns=\"http://www.w3.org/2000/svg\"><path fill=\"white\" fill-rule=\"evenodd\" d=\"M165 2L172 10L185 9L191 12H200L201 8L210 9L211 7L210 5H200L199 3L191 5L188 0H165ZM256 3L257 0H251V4L247 0H236L235 3L229 6L228 19L236 16L237 18L246 17L249 21H255L249 28V31L253 33V37L256 32L259 33L261 59L264 60V14L260 16L255 15L251 5ZM106 6L114 7L111 5ZM258 6L264 9V0H258ZM63 7L64 4L62 3H21L18 0H0V18H3L8 23L15 24V30H19L22 25L16 24V21L20 20L22 16H40L41 20H43L45 18L43 13H47L49 9L59 11ZM160 7L159 4L153 3V11L150 13V16L158 13ZM205 15H210V13H205ZM124 22L123 20L120 21V23ZM112 27L115 28L116 25L113 24ZM261 88H264V82L261 83ZM240 115L247 116L243 135L249 137V139L240 140L234 148H231L226 155L222 156L219 161H216V163L220 164V167L214 169V176H219L218 186L221 198L227 201L225 208L228 205L232 206L230 215L236 216L240 221L239 230L243 233L242 240L246 243L243 250H237L231 260L226 258L223 264H264V110L260 111L257 118L260 121L259 125H256L251 115L245 112H241ZM128 127L131 129L134 128V125L130 123ZM232 139L239 138L233 137ZM108 146L105 145L101 150H106ZM132 147V145H129L128 150H131ZM68 155H71V153L66 152L64 158L66 159ZM3 163L5 165L11 163L14 168H19L22 161H9L5 158ZM124 163L130 164L132 161L128 160ZM207 163L208 166H211L212 162L209 161ZM52 170L54 171L55 169ZM204 174L207 175V172ZM208 183L214 184L217 181L213 177H210ZM107 186V184L101 185V187ZM81 187H84L83 183ZM142 189L143 191L135 194V199H139L141 196L147 197L152 191L149 185H142ZM92 191H96V189H92ZM77 199L79 202V198ZM89 207H91V204L82 206L79 213H76L75 209H73L74 215L71 218L62 216V219L68 220L69 225L75 224L80 227L95 228L98 221L97 223L92 222L95 218L88 215L86 209ZM217 215H219V212H217ZM136 223H139V219ZM173 225L182 226L183 221H173ZM103 231L106 234V239L111 241V244L104 251V255L107 258L96 261L90 256L89 260L80 261L79 264H205L202 259L198 258L202 256V249L199 247H192L184 254L183 258H177L176 260H172L171 256L162 259L150 256L142 260L140 256L144 252L145 246L143 244L133 245L131 239L125 242L120 236L119 231H110L109 229ZM157 231L164 232L165 238L170 236V233L167 232V225L164 222H162L161 227ZM65 233L67 235V230H65ZM134 235L136 238H139L143 235V232L137 231ZM235 242L236 237H233L231 243L235 244ZM65 243H67V240ZM44 251L46 252L47 249H44ZM49 256H51V253H49ZM241 256L247 258L241 260ZM46 264H51V260H47Z\"/></svg>","mask_w":264,"mask_h":264}]
</instances>
